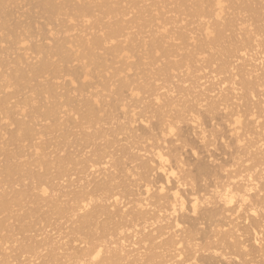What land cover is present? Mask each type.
Listing matches in <instances>:
<instances>
[{
	"label": "rangeland",
	"instance_id": "1",
	"mask_svg": "<svg viewBox=\"0 0 264 264\" xmlns=\"http://www.w3.org/2000/svg\"><path fill=\"white\" fill-rule=\"evenodd\" d=\"M37 1V2H36ZM39 1H41V0H29V2H28V0H16V5H10L9 6V8H8V11H11V10H15V15L17 14V16L16 17H14V19L15 18H19L18 19V21L16 22V23H18L19 22V25L17 24V31H18V33H19V39L20 38H22L23 39V41L24 40H27V42L26 41H24V42H26V46L22 43V45L20 44H12L11 45V43H12V41L14 40V38L13 37H8V38H13V40L10 42L9 41V39L7 38V36H8V34H7V32H4V30H1V28H0V33H1V35H0V41H3V42H1V45H0V75H1V77H0V98H3V97H6L7 95V97H9V98H12L13 97V100L12 99H10V105L14 108V111L15 112H20L19 110H21V106H22V110H23V107H25L24 105V101L23 100H27L28 98H29V105H27V103H26V106L27 107H25L24 109H26V113L25 114H28L30 117H31V120H33L32 118V113L30 112L32 109H34V107H37V104H38V108L41 106L42 107V111L45 109V108H43L44 107V104H46V102H48L47 104H48V106L50 107V104H51V106H52V103H57V102H59L60 104H61V106H63L64 107V109L62 108V110L60 109L59 111H62V112H65V114L64 113H62L63 114V117L66 119H64L63 118V120H64V122L65 123H67V122H69L70 124H72V125H70L69 123H67V125H65L64 123L62 124V127L60 126H55L56 128H49V130L47 129V125H51V124H53L54 122L52 121V119L51 120H49V121H46V122H48L47 124H45L46 126H44V125H41V123H39L38 122V120L36 121V120H34L35 122H33V121H31V122H33L32 124H38L35 128H36V130H38V129H40L39 127H41V126H44L42 129H40L41 131H39L41 134H43L44 136H46V135H48V136H46V137H44L43 135H41L42 136V139H41V137H39V136H36L37 138L39 137L40 139H37V138H35V142L34 143H32V142H30V141H26V143L25 142H23L22 144V146L25 148L26 146H27V148L29 147V146H32V144H37V143H40L39 145H41V150H43V151H38V152H40L39 154H41V156H38V160L40 159V158H42L43 157V155L44 154H42V153H45L46 155H44V157H50L49 159L50 160H54L55 162H59L58 160H60L61 159V161H63L62 159H64V161H63V164H65L64 162H65V158H69V163H71L70 165L72 166V167H70V165H67V164H65V165H67V166H65V165H63V166H65V168H63L62 170H60V169H57V165H53V164H57V163H55L54 161H51L53 164V167L55 168H50V172H49V169H48V171H46V172H44L45 170H46V168L44 169V164H43V166H41L43 169H44V171H42L43 169L42 168H40L39 169V167L40 166H38V167H36V165H35V167L33 166L34 164H33V162H32V164L30 163V165H32V167L31 166H29L28 165V161L29 162H31L32 160L33 161H37V157H36V159H35V156L32 154V148H28V149H26L25 150V152H26V155H24V149H23V147L22 146H20L21 144V142L19 143V142H15V143H11L10 141V139H8L10 136H8V135H10V134H14V133H16V131H14V130H16L17 129V127H15L14 125H12V128L9 126L8 127V125H6V127H5V124L7 123V120H3L4 118H3V116L2 115H0V118H1V120H0V132L1 131H3V132H1L2 134H6V136L5 137H1L2 135H1V133H0V137L1 138H3V139H0L1 141V146H3L4 145V147H3V149H4V153L3 152H1V151H3L2 149H1V151H0V154H3V155H0V170L2 169V168H4L3 166H5V164L7 163V159H11L10 157L11 156H9V155H14V153H16V150L18 151V148L19 147H22V148H19V149H21V150H19V152L18 153H20V151H22L23 152V154L21 153V156H18V153H16L15 154V156H17V158H15L14 156V158L15 159H18V158H20V157H23V158H20V159H24V157L26 156V157H28L29 155V157H30V159H28V158H26L25 160H22V161H19V164H23L24 163V161H26L25 163H27L26 165H28L27 166V168H28V170H31V169H33L35 172H36V175H40L39 173H41V175L42 176H44V177H42V181L40 180V182H43V178H44V180L45 179H50V180H52V185H51V182L50 183H48V185H45V186H47V188H48V186H49V189L52 187V189L53 190H49V194L51 195L52 194V192H54V194H52L53 196L55 195V192L56 191H59V193H60V196H59V194L57 195V193L58 192H56V199L55 198H53L54 200L53 201H57L58 200V202H60L61 200V203L63 204H61V207H60V205H58L61 209H63L64 207V209L65 210H68V208H70L71 207V199L70 200H68L69 199V197L71 198L72 197V195H73V193L72 194H70V196L68 197L67 195H65V194H68V192H70V191H68V189L67 188H69V190L71 189V192L73 191L74 192V189H77L76 187H78V186H80V184L82 183V184H84L85 182L84 181H86L87 179H85L84 177L86 176V175H89L90 174V170H88V168H87V166H88V164H87V162L89 161V159L91 158L90 157V155H92L93 153V151L95 152L94 153V155L96 154L97 155V153H96V150L97 151H99V149H101L102 151H103V149L105 148V150H107V152L106 153H108V151H110L109 153H110V155L112 156L113 154V156L111 157V156H109V153H108V156L110 157V158H112V160H114V161H112L111 162V160H110V164L112 163L113 165H114V163L113 162H115V167H117V169L115 168L114 170L115 171H110V172H112V173H115V174H113L112 175V177L114 176L115 177V179H116V181H114L115 179H113V181L115 182V184H116V186H115V184L112 182V180H111V185L114 187V188H118V189H114V192L110 189V191H108V190H105V191H98V192H100L101 193V195H103V194H106V195H104V201H105V199L107 200V194L108 193H106L107 191L108 192H110L109 194H110V196H112V194L114 193V194H116V193H118V194H116V195H119V194H122V195H119V197H123V194H124V198L123 199H121L120 198V200H123V201H125V203H124V205H125V207L126 206H129V207H131L132 206V204H133V202L134 201H131L132 199H133V196H134V192L136 191L137 192V194H135V195H141V194H138L139 192L140 193H142V183L145 181V180H147L148 181V179H149V181H151L152 180V178H154V181L153 182H155L156 180H158L156 177H157V174L155 173V175L153 174V173H151V174H148V172L146 173L145 171H143V170H141L139 167H140V164H141V162H143V161H148V159L147 158H149L150 156H151V158H149L150 160L151 159H153L152 158V155H150L149 153H151V152H153V148H157L158 147V150L160 149V150H163V152L165 153V154H167L168 152V158L170 159V161L169 162H171V160H173L172 162L173 163H176L177 164V162H176V160H179V158H180V160L179 161H181L180 162V164H179V162H178V164L180 165V170L179 171H181V169H182V171L181 172H179L178 171V173L179 174H183V172L185 173V174H183V175H181V178L182 177H184V175H185V177H184V181L186 180V182H184L183 181V179H181L185 184H184V188H183V186H181L180 187V190H182L180 193H181V195L183 196L184 194V196H186V197H184L185 198V200L189 203V201H190V198L192 199V196L191 195H193V194H195V195H197L199 192H200V190L201 191H203V192H205V193H203V192H201V193H199V195H201L200 197H202V195L204 196L206 193V195H208V190H211V191H213L212 190V188H214V187H221L222 186V184L224 183H226L225 181L227 180V176L228 175H230L229 173L228 174H226L227 172H230V171H232L233 169L235 170V168H230L231 170L229 171H226L227 169H229V166H233L234 164H236L235 166H237V169L238 170H240V171H244V174L245 173H247L246 171L247 170H249V171H251L252 169H254L253 167L255 166V163H257L256 161L258 160V156H252V157H254V159L257 157V160L256 161H254V159H251V153L253 154V153H257V152H254L253 150L254 149H252V150H250V148H249V153H250V156H247V154H245L244 155V151H243V153L241 154V152H242V150H245L246 151V149H241V148H239V146H240V144H243L244 142H245V140H246V142L243 144V146L244 147H246V148H248L250 145L252 146L253 144H254V141L255 142H257V141H263L264 142V128H262V127H264V68H263V70L260 68L259 70H262V71H258V73H259V75H260V73L262 74V75H260V76H257V73L255 74L256 75V77H259V78H254L253 76H254V74L252 75V77H249V80H246V78H247V75H244V79H242V75L243 74H246V72L245 71H243L244 73L243 74H241V70L240 69H242V66H241V68L238 66L240 63H243L244 64V62H240L239 61V64L237 63L236 65L234 64V62H235V59H234V62H233V58L235 57V56H238L237 54H240V53H236L237 51H235L234 50V48L236 49L237 47H239L240 46V44L242 45V42H243V39H245L247 36H249V37H251L250 39H249V37H247L246 39H245V41L247 40H250L251 41V39H253L254 37V33H255V35H256V33H257V36L259 35L258 34V32H260V34H261V36L259 35L257 38H254L255 40V42H254V44H255V46L256 45H258L259 44V46L258 47H260V48H258L259 50H258V52H260L261 50H263L264 49V0H225V4H223V5H226V6H224V8H226V10H225V14H223V18L225 19L224 21H222L221 23H224V25H225V23H228V21H229V23H232V24H227V26L226 27H228L229 26V28L227 29H225L224 28V25L223 24H221L223 27H220V25H216V26H219V27H217L216 29L217 30H215V31H220L221 30V32L222 31H224V34H226V35H224L223 33H221V40L222 39H224V41L222 40H220V42L218 43H215L216 42V40H217V38L216 39H214L213 38V41H214V44H212V45H210V46H205L204 47V49L202 50V49H200L198 46H199V42H198V40L199 39H202L201 37L202 36H200V35H198V33H201V28L199 27V24H198V19L197 18H195V17H192L193 15H191L192 14V10L195 8V6L197 5V3H201V1L202 2H206L207 0H198V1H196V0H146V1H144V0H137V1H141V2H139L137 5H131V1L130 0H99L100 1V3H106L107 1H108V3H110V4H112V7L114 6H116V5H118V4H116V3H120L119 5H118V7L117 8H120L121 6H123V7H121V8H123L122 10L123 11H125V12H128L129 14L126 16L127 18H122V19H124V20H126V21H128V23L125 25V23L126 22H124V25L125 26H127V27H131V28H133V29H129V33H128V31H125V32H127L128 34H127V39H119V41H120V44H122V47H126V50H125V52L123 53L124 54V60H122V58H123V54H122V57H119V58H116L115 56H103L102 54H103V52L104 51H100L99 52V50L96 52V51H94V52H96L95 54H97V56H98V54L99 55H102L101 57L103 58H106L107 59V62H102V63H105V64H103V66L101 65V66H99L100 64H96L95 62H91L90 60L88 61L87 59L86 60H83V61H80L79 60V63H77L76 61L75 62H73V64H72V67H75V66H77L76 68H78V67H81V63L80 62H82V63H84V65H85V68L87 67V69H85V70H83V72H82V69L81 70H79L80 72H79V74L82 72V73H86L87 72V76H86V78L85 79H81V80H77V81H79V82H77V83H75L74 84V86H71V85H68L69 83H68V81L70 80V78L69 77H61V78H59V80H53L54 78H53V75L51 74H46L44 77H43V79H42V77L40 78V80L39 79H32V81H31V83L29 82H26V84H25V82H23V81H19V83L17 82V85H16V77H18V75H19V73H17V65H16V63H15V61H16V59L15 58H17V56H18V58H19V55H21L22 56V53H25L24 52V50L27 52L25 55H27L28 53H29V55L28 56H31V57H29L30 58V62H32V63H34V65H35V63H36V65L35 66H37V61L36 60H38V59H35V56L36 57H38L39 59L41 58V57H43L44 55H40V54H38V56L37 55H35L36 54V52H34V49L33 48H35L34 46H35V44L36 45H39V46H44L45 45V43L47 44V45H51V46H54L53 44H52V42H54L55 41V39L57 40V41H55V43L56 42H63V39L64 40H66V41H69L68 40V38L66 37V39L65 38H63L64 37V35L63 34H61L62 33V31L63 30H65L66 28V30H72L73 29V31L72 32H69V34H68V37L70 36L71 38H70V40L72 39V41L73 40H76L77 38L80 40V38L83 36V35H85V34H90L89 36H87L88 37V39H92L93 38V36L95 37L96 35L97 36H99L101 33H99L97 30H99V28L97 29L96 28V26L98 25V24H95V21H100V22H102L104 25H108L109 23L110 24H113V23H115V22H117L118 20H121V18H119L118 16H115V15H109L108 17L109 18H103L104 16H105V14L106 13H104L101 9V11H102V13H101V11L99 10V8L98 7H95V5H96V2H98L99 3V1H95V4H94V7H93V5H91L92 6V8H90V10H92L91 12L93 13L91 16L93 17H91V19L89 20L90 22L89 23H91L92 25H93V27H95L96 29H92V31H89V30H86L87 28V26L89 27V25H85L84 23H81L83 20L82 19H79V18H77V17H74L73 16V12L72 13H70L71 12V7H69V6H67L62 0L61 1H58L59 3H61L62 4V2H63V4L64 5H66V7L65 8H63L64 6L62 5V9H63V11H61V15L60 16H58V17H56V18H54V19H50L51 20V22L48 20L47 21V18L45 17V16H47V15H43V16H41L42 14L41 13H39L40 11H38V7H37V3L39 2ZM116 1V2H115ZM118 1V2H117ZM143 1V2H142ZM194 1H196V3L194 2ZM210 0H208L207 2H209ZM36 2V3H35ZM75 2H76V4H75ZM78 2V3H77ZM81 2H84V4H85V1L84 0H82V1H72V4L75 6H77V4H81L82 5V3ZM87 2V1H86ZM122 2V3H121ZM124 2V3H123ZM129 2H130V4H129ZM147 2V3H146ZM186 2V3H185ZM31 3V4H30ZM122 4V5H121ZM148 4V5H147ZM31 5H32V7H31ZM206 4L204 3V6H205ZM75 6V7H76ZM90 6V7H91ZM129 6L130 7H134V9H130L129 8ZM161 6V7H160ZM35 7V8H34ZM67 7H68V9H67ZM163 7V8H162ZM206 7H207V5H206ZM33 8V9H32ZM96 8V9H95ZM120 8V9H121ZM128 8V9H127ZM193 8V9H192ZM30 9V10H29ZM95 9V10H94ZM31 10H33L34 11V13L32 14V12L33 11H31ZM64 10H66V11H64ZM96 12V13H94V11ZM132 10V11H131ZM19 11V12H18ZM28 11V12H27ZM29 11H30V13H29ZM37 11V12H36ZM138 11V12H137ZM144 11V12H143ZM146 11V12H145ZM160 11V12H159ZM172 11V12H171ZM99 12L101 13V14H99ZM131 12V13H130ZM143 12V13H142ZM159 12V13H158ZM165 12H167V14L165 13ZM171 12V13H170ZM37 13V14H36ZM39 13V14H38ZM67 13H69V14H67ZM142 13V14H141ZM166 14V15H165ZM263 14V15H262ZM35 15V16H34ZM68 15V16H67ZM96 15V16H95ZM103 15V16H102ZM224 15H225V17H224ZM29 16H30V18H29ZM40 16V17H39ZM64 16V17H63ZM113 16H115V17H113ZM136 16V17H135ZM153 16H155V17H153ZM157 16V17H156ZM45 17V18H44ZM69 17H72L74 20L73 21H69ZM112 19H111V18ZM160 17V18H159ZM164 17V18H163ZM165 17H166V19H165ZM172 17H174V18H172ZM32 18H34L35 19V21H34V19H32ZM57 18H59V20L57 19ZM116 18V19H115ZM134 18V19H133ZM140 18V19H139ZM12 19L14 22H15V20H17V19ZM32 19V20H31ZM37 19V20H36ZM65 19V20H64ZM68 19V20H67ZM130 19V20H129ZM137 19H138V21H137ZM155 19V20H154ZM164 19H165V21H164ZM168 19V20H167ZM175 19V20H174ZM181 21H179V20ZM213 19V18H212ZM212 19H210V23L211 24H213V23H216V22H214V20H212ZM39 20V21H38ZM102 20V21H101ZM134 20V21H133ZM157 20V21H156ZM159 20V21H158ZM163 20V21H162ZM172 20V21H171ZM174 20V21H173ZM178 22H177V21ZM248 20V21H247ZM260 20V21H259ZM10 22L11 24L12 23H14V22ZM64 21V22H63ZM66 21V22H65ZM93 21V22H92ZM195 21H197V22H195ZM226 21V22H225ZM234 21V22H233ZM237 21V22H236ZM261 21H263V22H261ZM28 22V23H27ZM48 22V23H47ZM77 22V23H76ZM135 22V23H134ZM159 22V23H158ZM163 22V23H162ZM171 22V23H170ZM176 22V23H175ZM191 22V23H190ZM213 22V23H212ZM240 22H243V25H244V23H245V27L242 25V24H240ZM251 22V23H250ZM38 23V24H37ZM43 23V24H42ZM50 23V24H49ZM61 23V24H60ZM80 23V24H79ZM99 23V22H98ZM130 23H131V26H130ZM133 23V24H132ZM151 23V24H150ZM157 23V24H156ZM174 23V24H173ZM195 23V24H194ZM248 23V24H247ZM37 24V25H36ZM41 24V25H40ZM47 24V25H46ZM60 24V25H59ZM64 24H65V26H64ZM66 24H68V25H66ZM74 24V25H73ZM100 24V23H99ZM102 24V25H103ZM147 24V25H146ZM237 24V25H236ZM253 26H252V25ZM29 25V26H28ZM33 25V26H32ZM34 25H36V26H34ZM59 25V26H58ZM82 25V26H81ZM92 25H90V26H92ZM164 25H166L165 26V28L167 29V35H168V33H169V37H173V38H177V40H170L169 38H168V40L167 39H164V38H166L165 36H167L166 35V33L165 34H162L164 31H163V26ZM171 25H172V27H171ZM176 25V26H175ZM190 25V26H189ZM196 25V26H195ZM214 25V24H213ZM240 25V26H239ZM263 25V26H262ZM20 26V27H19ZM64 26V27H63ZM72 26V27H71ZM86 26V27H85ZM99 26V25H98ZM146 26V27H145ZM149 26V27H148ZM156 26H157V28H156ZM239 27V29H236L235 27ZM249 26V27H248ZM258 26V27H257ZM34 27V28H33ZM51 27H52V29H51ZM159 27V28H158ZM170 27V28H169ZM174 27V28H173ZM176 27V28H175ZM197 27V28H196ZM237 27V28H238ZM240 27H241V30H240ZM256 27V28H255ZM260 27H262V28H260ZM27 28V29H26ZM48 28V29H47ZM65 28V29H64ZM80 28V29H79ZM101 28V27H100ZM160 28H162V30L160 29ZM173 28V29H172ZM198 28H199V32H198ZM219 28H224L223 30L222 29H219ZM41 29H43V30H41ZM54 29V30H53ZM82 29V30H81ZM148 29H149V31H148ZM156 31V32H158L157 34H156V32L154 31V30ZM158 29H160V30H158ZM168 29H170V30H168ZM194 29L197 31L196 33H195V31H194ZM214 29H215V25H214ZM247 29V30H246ZM261 29V30H260ZM32 30V31H31ZM35 30V31H34ZM80 30V31H79ZM174 30V31H173ZM227 30H229V31H227ZM235 31V33L234 32H232V31ZM257 30H260V31H257ZM39 33H38V32ZM43 31V32H42ZM47 31V32H46ZM81 32L82 31V33L84 32L85 34H83L82 36H81V34L79 33V32ZM88 33H87V32ZM105 31V30H104ZM134 33H133V32ZM138 31H140V32H138ZM143 31V32H142ZM147 33H146V32ZM244 31V32H243ZM248 31L251 33V34H253V36H250L251 34L250 33H248ZM257 31V32H256ZM60 32V33H59ZM78 32V33H77ZM136 32H138V33H136ZM149 32V33H148ZM152 32H154L153 33V36H152ZM159 32H162V33H160L159 34ZM187 32V33H186ZM189 32L191 33V32H193V34L192 35H195V36H192V37H195V39L197 40L196 41V44H192V43H190L188 40L187 41H185V42H183L182 40H180V39H178L179 38V36L181 35V34H188L189 35ZM228 32V33H227ZM230 32V33H229ZM263 32V33H262ZM32 33V34H31ZM35 33H36V35L38 36H36L35 35ZM57 33V34H56ZM141 33V34H140ZM215 33V32H214ZM31 34V35H30ZM54 34V35H53ZM79 34V35H78ZM96 34V35H95ZM140 34V35H139ZM148 34V35H147ZM150 34V35H149ZM237 34V35H236ZM244 34H245V36H244ZM247 34V35H246ZM40 35V36H39ZM58 36V38H57V36ZM135 35H136V37H135ZM155 35V36H154ZM161 35V36H160ZM162 35H164V36H162ZM171 35V36H170ZM198 35V36H197ZM241 35V36H240ZM263 35V36H262ZM2 36V37H1ZM42 36V37H41ZM67 36V35H66ZM75 36H77V37H75ZM92 36V37H91ZM149 36V37H148ZM157 36V37H156ZM189 36H191V35H189ZM200 36V37H199ZM232 36V38H230ZM60 37V38H59ZM63 39H62V38ZM80 37V38H79ZM84 37V36H83ZM86 37V38H87ZM131 37H132V39H131ZM155 37H156V39H158V37H159V39H160V42H163L164 44H163V46L165 47L164 49H167V50H169V54L170 55H172V57H168V56H166V55H163V52H161V51H159V50H155V49H153L152 48V38H154L155 39ZM214 37V36H213ZM223 37V38H222ZM234 37H235V39H234ZM259 37H263V38H259ZM8 39V41H6L7 39ZM35 38V39H34ZM76 38V39H75ZM126 38V37H125ZM143 38V39H142ZM146 38V39H145ZM149 38V39H148ZM163 38V39H162ZM10 39V40H11ZM38 39H39V41H38ZM54 39V40H53ZM58 39H61V41L59 40L58 41ZM90 39V40H91ZM129 39V40H128ZM131 39V40H130ZM219 39V38H218ZM226 39V40H225ZM239 39V40H238ZM260 39H262V40H260ZM122 40H124V41H122ZM128 40V41H127ZM134 40V41H133ZM144 40V42H145V40H147L146 41V46H145V50L147 51L146 53L144 52L145 50L144 49H142L143 48V46L141 47V43L142 42H139V41H143ZM37 41H38V43H37ZM132 43H131V42ZM218 41V40H217ZM226 41V42H225ZM232 41H233V43H232ZM239 41H241V43L239 42ZM247 41H246V43H247ZM249 41V42H250ZM9 42V43H8ZM34 42V43H33ZM76 42H79V41H77L76 40ZM124 44H123V43ZM128 42V43H127ZM221 42H222V44H221ZM223 42H225V43H223ZM231 42V43H230ZM236 42V44H234ZM238 42V43H237ZM252 42V41H251ZM80 43V42H79ZM79 43L76 45L75 44V42H71V44H70V46H74V44L76 45V48L75 47H73L74 49H76V50H79L80 51V53H81V48H79V47H77L78 45H79ZM115 43V42H114ZM137 43V44H136ZM138 43H139V45H138ZM147 43H149V44H147ZM230 43V44H229ZM244 44H246L245 42H243ZM7 44V45H6ZM8 44H9V46H8ZM42 44V45H41ZM216 44V45H215ZM232 44V45H231ZM243 44V45H244ZM248 44H250V43H248ZM253 44V45H254ZM150 46V47H148V46ZM227 45H229V47L227 46ZM234 45V46H233ZM6 46V47H5ZM13 46V47H12ZM16 48H15V47ZM29 46V47H28ZM38 46V47H39ZM46 46V45H45ZM68 46V45H67ZM130 46H132V47H130ZM136 46V47H135ZM140 46V47H139ZM225 46V47H224ZM230 46H232V47H230ZM249 46H251V47H253L252 46V44L251 45H249ZM19 47V48H18ZM28 48V49H22V48ZM37 47V46H36ZM37 47V48H38ZM50 47V46H49ZM71 47V48H72ZM177 47V48H176ZM6 48V49H5ZM21 48V49H20ZM36 48V50L35 51H38V49ZM147 48H149V49H147ZM174 48V49H173ZM222 50H221V49ZM228 48H231L230 50L228 49ZM240 48V47H239ZM16 49V50H15ZM31 49H33V51L31 50ZM140 49V50H139ZM173 49V50H172ZM190 49V50H189ZM196 49V50H195ZM250 49V48H249ZM253 49H254V47H253ZM21 50V51H20ZM172 50V51H171ZM194 50V51H193ZM216 50H217V54L215 53L216 52ZM232 50H234V53H230V51L232 52ZM237 50V49H236ZM16 51H17V53H16ZM19 51V52H18ZM140 51V52H139ZM196 51L198 52V53H202L200 56H195L194 58H193V60L192 61H190V59H189V61L188 60H186V61H188V65H186L187 63H185V62H183L182 60H184L185 61V59L187 58L186 56H188V53L189 52H191L192 54H195L196 55ZM219 51V52H218ZM227 51V52H226ZM229 51V52H228ZM15 52V53H14ZM34 52V53H33ZM143 52H144V54H143ZM262 52V51H261ZM263 52H264V50H263ZM6 53V54H5ZM8 53V54H7ZM138 53V54H137ZM162 53V54H161ZM183 53V54H182ZM187 53V54H186ZM219 53V54H218ZM221 53V54H220ZM224 53V54H223ZM236 53V54H235ZM126 54V55H125ZM179 54H181V55H179ZM191 54V55H192ZM81 56H82V54H80ZM143 55V56H142ZM161 55H163V56H161ZM173 55L175 56L176 55V57H174L173 58ZM225 55V56H224ZM228 55V56H227ZM230 55V56H229ZM232 55V56H231ZM3 56V57H2ZM9 56V57H8ZM11 56V57H10ZM20 56V57H21ZM27 56V57H28ZM126 56V57H125ZM128 56H129V59H128ZM132 56H134V57H132ZM140 56V57H139ZM160 56H161V58H160ZM234 56V57H233ZM33 57V58H32ZM115 57V58H114ZM131 57V58H130ZM149 57V58H148ZM164 57H166L165 59H164ZM186 57V58H185ZM217 57V58H216ZM224 57V58H223ZM225 57H228V58H225ZM138 58V59H137ZM184 58V59H183ZM236 58V57H235ZM238 58V57H237ZM11 59V60H10ZM127 59V60H126ZM200 59V60H199ZM202 59V60H201ZM217 59V60H216ZM221 59L223 60V61H221ZM232 59V60H231ZM5 60V61H4ZM55 60H57L58 61V59H55V57L54 58H52V61L53 62H55ZM137 60V61H136ZM161 62H160V61ZM168 60H170V61H168ZM172 60V61H171ZM177 60H178V62H177ZM220 60V61H219ZM9 61H10V63H9ZM35 61V62H34ZM39 61V60H38ZM56 61V62H57ZM88 63H87V62ZM117 61V62H116ZM140 61V62H139ZM143 61V62H142ZM173 61L174 62H177V64L180 66V63L182 64L181 65V67L180 68H182V69H180V70H177V71H169V70H167V71H169V73H166L167 71H165L166 69H165V67L167 68H169L171 65H174V63H173ZM196 63H195V62ZM217 61V62H216ZM232 61V62H231ZM101 62V61H100ZM142 62V63H141ZM199 62H200V64H199ZM203 64H202V63ZM221 62V63H220ZM101 63V64H102ZM133 63H134V65H133ZM140 63V64H139ZM153 63V64H152ZM157 63V64H156ZM165 63V64H164ZM168 63V64H167ZM170 63H171V65H170ZM173 63V64H172ZM198 63V64H197ZM224 63H231V66L232 65H234V69H235V66H238V68H240V69H238V70H240V72L237 70V67H236V73H238V74H236L235 73V70H233L232 71V73L230 74V72H226L224 69H225V66L227 65V64H224ZM233 63V64H232ZM5 64V65H4ZM76 64V65H75ZM79 64H81V65H79ZM86 64H88V65H86ZM91 64V65H90ZM136 64V65H135ZM138 64V65H137ZM228 64V65H229ZM12 65V66H11ZM157 65V66H156ZM170 65V66H169ZM200 65V67H198V66ZM224 65V69L222 70V66ZM228 65H227V67H228ZM264 65V64H263ZM70 66V65H69ZM89 66V67H88ZM159 66H161V67H159ZM178 66V67H179ZM183 66V67H182ZM185 66V67H184ZM218 66V67H217ZM221 66V67H220ZM7 67V68H6ZM14 67V68H13ZM127 67H129L130 69L128 70V68ZM153 67V68H152ZM174 67V66H173ZM175 67H177V66H175ZM177 67V68H178ZM195 69H194V68ZM264 67V66H263ZM27 68V67H26ZM25 68V69H26ZM127 68V69H126ZM140 68V69H139ZM176 68V69H177ZM185 68V69H184ZM190 68V69H189ZM192 68H193V70H192ZM200 70H199V69ZM14 69V70H13ZM70 69H75V68H71V66H70ZM117 69H119V71L121 72V75L120 76H118L117 75V77H116V75H115V72H117L116 70ZM126 69V70H125ZM132 69V70H131ZM137 69V70H136ZM144 69V70H143ZM154 69V70H153ZM12 70V71H11ZM136 72H135V71ZM184 72H183V71ZM227 70V69H226ZM243 70V69H242ZM6 71V72H5ZM15 71V72H14ZM125 71V72H124ZM150 71V72H149ZM193 71V72H192ZM200 71V72H199ZM3 72H4V74H3ZM110 74H109V73ZM153 72V73H152ZM178 72V73H177ZM187 72V73H186ZM192 72V73H191ZM196 72V73H195ZM197 72H198V74H197ZM8 73V74H7ZM84 73V74H85ZM108 73V74H107ZM137 73V74H136ZM152 73V74H151ZM204 73V74H203ZM212 73V74H211ZM218 74V73H222L221 75L222 76H219L218 78V82H219V80H220V82H222V80L224 79H226V80H228V78L230 77L231 78V75L233 74V73H235V76H236V78L234 79V82H236L235 84L236 85H238L237 86V89H239L238 91L239 92H237V95L235 96V97H237L236 99H234L233 98V100L235 101H233V103L231 104L232 106H231V108H228V111H223L222 110V108L223 107H221L220 108V106L218 105V107L216 106L217 104H219V102H217V104L216 105H214V104H212V103H210V104H212V105H214L215 107H217L216 108V110L217 111H215L214 113H213V111H211L209 108H207V109H204V107H202L203 109H201V108H199L198 106L199 105H197V101H196V99L193 97V95L191 96L190 95V90L189 89H191L192 87V84H194V86H196L199 82H198V79L196 78L197 76H198V78H201V79H203V81H204V78L206 77V78H211L212 76H215L216 74ZM10 74V75H9ZM140 74V75H139ZM169 74V75H168ZM179 76H178V75ZM185 74H186V76H185ZM189 74V75H188ZM196 76H195V75ZM123 75H125V76H123ZM130 75H132V77L130 76ZM139 75V76H138ZM166 75H168V76H166ZM175 75V76H174ZM200 75H201V77H200ZM205 75V76H204ZM219 75V74H218ZM217 75V76H218ZM223 75H224V77H223ZM226 75H228L227 77H226ZM4 76V77H3ZM15 76V77H14ZM52 76V77H51ZM61 76H63V74H61ZM122 76V77H121ZM135 76V77H134ZM137 76V77H136ZM171 76H174V77H172L171 78ZM180 76L182 77L181 79H180ZM184 76V77H183ZM187 76H189V77H187ZM209 76V77H208ZM245 76H246V78H245ZM47 77V78H46ZM106 77V79L104 80V78ZM111 78V79H109V78ZM118 77H121V80L123 79H127V83H128V85H130V88H128V89H131V88H133V89H135L134 90V95H133V97H131L130 96V94L128 95V93L130 92H127V88H125V89H123L124 90V92H123V90H121V92L123 93V95H122V97H124V99L125 98H127L128 100H126V102L125 103H127V107L128 108H131L132 110H134V112L136 113V114H138L136 117H140L141 119H143V120H145V122L148 120V122H147V127H150L151 128V130H150V128H149V131H147V129L145 128V126H143V128L141 127L142 125H141V123L140 122H138V123H140V124H137V122H136V124H134V128L136 129V127H137V129L139 130H137V131H135V129H133V126L131 127V129H133L134 131V133L135 132H138L136 135L138 136H140V137H132V136H136L133 132V135H132V133H131V129L129 130V132L131 133V134H129V133H127V132H122L121 133V129L120 130H118L119 129V120L118 119H122V117H120L121 116V111H119V110H116L115 108H117V107H113V106H115V105H117V103L119 104V102H118V100H120L121 99V97H120V95H121V92H119V97H120V99H118L117 100V96H118V94H116L118 91H120L118 88H117V86H119L118 84L120 83V82H118L119 81V79L120 78H118ZM125 77V78H124ZM129 77L130 78H132V79H129ZM6 78H7V80H6ZM12 78V79H11ZM53 78V79H52ZM108 78V79H107ZM135 78H137V79H135ZM154 78V79H153ZM177 78V79H176ZM191 78V79H190ZM222 78V79H221ZM242 79V82H241V79ZM252 78H253V80H252ZM49 81H48V80ZM134 79V82H132V80ZM140 79V80H139ZM179 79V80H178ZM259 79H261V80H259ZM14 80V81H13ZM39 80V81H38ZM47 80V81H46ZM50 80H51V83H53V84H55L57 87H56V90H57V92L56 93H58V95L56 96V98L59 96V98H61V99H59V98H57V99H55L54 97H52V95L51 96H49V97H52V98H54L53 100H51L52 98H45L46 96H44L43 94H45V93H43V94H41L40 95V93H42V92H40V89H44L46 86L45 85H48L47 83H49L50 84ZM53 80V81H52ZM63 80V81H62ZM65 80L67 81V82H65ZM108 80H110V81H108V82H111L110 84H109V86H108V84L107 85H105V82H107ZM120 80V81H121ZM153 80H155V81H153ZM159 80V81H158ZM182 80V82H179V81H181ZM185 80V81H184ZM188 80V81H187ZM192 80V81H191ZM225 80V81H226ZM256 80V81H255ZM259 80V81H258ZM42 81V82H41ZM101 81H102V83H101ZM114 81V82H113ZM116 81V82H115ZM131 81V82H130ZM178 81V82H177ZM190 81V82H189ZM196 81H197V83H196ZM210 81V80H209ZM243 81H244V83H243ZM246 81V82H245ZM254 81V82H253ZM258 81V82H257ZM86 83L85 85H86V88H87V90H86V92H84V93H82V94H80V96L82 95L83 96V98L82 97H79V95H78V92L79 91H75V88L77 89L79 86V84H81V83ZM155 82V83H154ZM164 82V83H163ZM186 82V83H185ZM192 82V83H191ZM210 82H212V81H210ZM227 82V81H226ZM228 82H230V79L228 80ZM249 82H250V84H249ZM253 82V83H252ZM8 84V86L10 85V86H12L11 88H9V89H7L8 88V86H7V88L6 87H4V86H6L7 84ZM21 83V84H20ZM43 83V84H42ZM68 83V84H67ZM79 83V84H78ZM130 83V84H129ZM179 85H178V84ZM189 83V84H188ZM246 83H248L247 85H246ZM258 83V84H257ZM14 84V85H13ZM36 85V87H37V84H40V85H43V86H41V88H39V93H38V87L37 88H35V85ZM63 84V85H62ZM99 84V85H98ZM102 84V85H101ZM104 84V85H103ZM147 84V85H146ZM157 86L158 88H160L161 86L163 87L164 86V91L165 92H167L166 90H169L170 89V87H172L171 88V90H173L174 88H178V90H176L177 92L176 93H174V94H179V95H181V93L182 94H184V93H186L187 91L186 90H189L188 92H189V97H188V99L190 98V100H193V101H190V102H188V100L186 101V99H187V93L186 94H184V96H185V100L183 99V97H182V99H177V97H180V96H176L175 98H174V94H173V98L172 99H175V100H173V101H175L176 103H174L173 104V106H171L172 108H171V111L170 112H168L167 110L168 109H166V108H162L163 109V111L161 112V114H167V115H165V117L163 116L162 117V115L160 116V113H159V115H158V113H157V111H156V116L158 117V116H160L159 118H157L156 116H155V112H153L154 110H155V108L156 107H154L155 105H154V103L152 104L151 102V97H150V95H151V93H153L151 90H153V89H155L156 87L154 86ZM163 84V85H162ZM212 84V83H211ZM211 84H208L209 86H207V88H212V85ZM252 84H254V85H252ZM65 85V86H64ZM67 85V86H66ZM112 85V86H111ZM114 85V86H113ZM117 85V86H116ZM153 85V87H151ZM169 85V86H168ZM173 85V86H172ZM176 85H177V87H176ZM187 85V86H186ZM189 85V86H188ZM250 85V86H249ZM252 85V86H251ZM9 86V87H10ZM34 86V87H33ZM98 86H100V87H98ZM103 86V87H102ZM105 86V87H104ZM106 86H108V87H110V89L108 88V87H106ZM116 86V87H115ZM147 86V87H146ZM166 86V87H165ZM181 88H180V87ZM229 86H231V83L229 84L228 83V85L226 86V84H225V87H228L229 88ZM14 87V88H13ZM44 87V88H43ZM75 87V88H74ZM102 87V88H101ZM129 87V86H128ZM135 87V88H134ZM146 87V88H145ZM150 87V88H149ZM168 87V88H167ZM174 87V88H173ZM183 87H184V89H183ZM187 87V89H185ZM191 87V88H190ZM34 88V89H33ZM57 88H59V89H57ZM62 88V89H61ZM64 88H65V90H64ZM68 90H67V89ZM73 88V89H72ZM136 88H138V91H137V89ZM149 88V89H148ZM189 88V89H188ZM7 89V90H6ZM36 89H37V91H36ZM104 89V90H103ZM113 89V90H112ZM127 89V90H126ZM157 89V88H156ZM227 89V88H226ZM225 89V90H226ZM230 89V88H229ZM32 90V91H31ZM106 90V91H105ZM110 90V91H109ZM112 90V91H111ZM115 90V91H114ZM126 90V91H125ZM145 90V91H144ZM225 90H224V93H225ZM6 91V92H5ZM70 91V94H68V92ZM72 91V92H71ZM103 91H105V92H103ZM144 91V92H143ZM154 91V90H153ZM183 91V92H182ZM227 92L228 91H230V90H226ZM20 92V93H19ZM26 92V93H25ZM91 92V93H90ZM98 92H100V93H98ZM102 92V93H101ZM106 92H107V94H106ZM108 92H109V94H108ZM111 92V93H110ZM140 92V93H139ZM173 92H174V90H173ZM231 92V91H230ZM230 92H228V93H230ZM252 92V93H251ZM13 93V94H12ZM77 93V94H76ZM86 93H87V96L88 95H96L97 97H99V94H100V99H99V103H100V105H97V110L99 111L100 110V112H97L96 113V115L94 116V117H96L95 119H93L92 118V121H95V120H98V121H95V122H93V123H87L86 121L87 120H85L84 121V117H86V116H84V115H86V108H82V107H84V105H83V101H84V96H86ZM97 93V94H96ZM114 95H113V94ZM146 93V94H145ZM228 93H226V96H228L229 95V97H232V92L230 93L231 94V96H230V94H228ZM24 94V95H23ZM26 94V95H25ZM72 94H74V95H72ZM84 94V95H83ZM106 94V95H105ZM125 94V95H124ZM228 94V95H227ZM45 95H47V94H45ZM77 95V96H76ZM103 95V96H102ZM145 95V96H144ZM29 96V97H28ZM40 96V97H39ZM86 96V97H87ZM110 98H109V97ZM130 96V97H129ZM135 96V97H134ZM223 96V95H222ZM225 96V95H224ZM234 96V95H233ZM21 97V98H20ZM25 97V98H24ZM68 97H70V100H71V104H69V102H67V99H68ZM85 97V98H86ZM108 97V98H107ZM137 97V98H136ZM139 97V98H138ZM146 97H147V99H146ZM149 97V98H148ZM166 97H168V98H170L171 96H168V94H167V96ZM193 97V98H192ZM252 97V98H251ZM23 98V99H22ZM31 98H32V102L34 101V103H32L31 102ZM114 98V99H113ZM168 98L166 99L165 97H163L162 98V102L164 101V99L165 100H168ZM181 98V97H180ZM242 98V99H241ZM20 99H21V102H20ZM59 99V100H58ZM81 99V100H80ZM103 99H104V101H103ZM123 99V98H122ZM171 99V98H170ZM169 99V100H170ZM172 99H171V102H172ZM219 99H221V98H219ZM57 102H56V101ZM80 100V101H79ZM106 100V101H105ZM112 100V101H111ZM113 100H117L116 102L115 101H113ZM131 102H130V101ZM140 100H141V103H140ZM180 100H184V101H186L187 103H190V104H187L188 105V107H187V105L185 106V103L183 104ZM215 100V99H214ZM214 100H213V102H214ZM253 100H254V102H253ZM257 100V101H256ZM44 101V102H43ZM82 101V102H81ZM111 101V102H110ZM137 103H136V102ZM144 101V102H143ZM148 103H147V102ZM151 101V102H150ZM183 101V102H184ZM210 102H211V100H209ZM209 101L207 102L208 104L207 105H210L209 104ZM215 101H219V100H215ZM262 101V102H261ZM52 102V103H51ZM166 102V101H165ZM170 101H168V103H169ZM181 102V103H180ZM19 103H21V106L19 107ZM68 103V104H67ZM98 103V104H99ZM103 103V104H102ZM109 103V104H108ZM132 103V104H131ZM145 103V104H144ZM167 103V102H166ZM196 103V104H195ZM237 103V104H236ZM242 103V104H241ZM263 104V105H258V104ZM22 104H24V105H22ZM36 104V105H35ZM41 104V105H40ZM46 104V105H47ZM58 104V103H57ZM60 104H58V105H60ZM114 104V105H113ZM120 104H121V102H120ZM119 104V105H120ZM130 104H131V106H130ZM143 104V105H142ZM147 104V105H146ZM182 104V105H181ZM195 104V105H194ZM234 104H235V106H234ZM257 104V105H256ZM9 105V106H10ZM43 105V106H42ZM46 105H45V107H46ZM67 105H68V107H67ZM103 105V106H102ZM111 105V106H110ZM140 105V106H139ZM151 105V106H150ZM152 105H154V106H152ZM10 106V107H11ZM61 106H60V108H61ZM107 106V107H106ZM150 106V107H149ZM190 106H191V108H190ZM211 106V105H210ZM260 106H261V108H260ZM147 107V108H146ZM151 108V109H149V108ZM173 107H175V109H173ZM184 107H186V109L187 108H190L192 111H193V109H192V107L194 108V107H196L195 109H197V110H195L194 109V111H193V113H192V111H190L189 112V110L187 109V110H184L183 108ZM208 107V106H207ZM230 107V106H229ZM237 109H236V108ZM239 107V108H238ZM31 108V109H30ZM69 108V109H68ZM104 108V109H103ZM140 108H142V110H140ZM145 108V109H144ZM201 109V110H199V109ZM205 108H206V106H205ZM256 108V109H255ZM263 109V111L262 110H260V109ZM68 109V110H67ZM71 109V110H70ZM109 109H111V111L109 110ZM117 109H119V108H117ZM149 109V110H148ZM166 109V111L164 112V110ZM170 109V108H169ZM231 109V110H230ZM253 111H252V110ZM255 109V110H254ZM35 110H37V108H35L34 109V111ZM41 110L39 111L40 113H42L41 112ZM64 110V111H63ZM66 110V111H65ZM104 110H105V113H104ZM130 110V109H129ZM151 110H153V111H151ZM203 110V111H202ZM207 110H209V112L207 111ZM215 110V109H214ZM230 110V111H229ZM236 111V113L234 112V111ZM251 110V111H250ZM33 110H32V112H34ZM68 111H73V112H71L72 114H70L69 113V115H68ZM102 111V112H101ZM119 111V112H118ZM141 111V112H140ZM144 111H147V112H144ZM184 111H188V112H184ZM201 111V112H200ZM205 111V112H204ZM224 113H223V112ZM107 112V113H106ZM111 112V114H109ZM114 112V113H113ZM116 112V113H115ZM151 112V113H150ZM164 112V113H163ZM183 112V113H182ZM208 112V113H207ZM213 114H211V113ZM226 112V113H225ZM154 113V114H153ZM173 113V114H172ZM174 113L176 114V115H174ZM195 113V114H194ZM208 115H207V114ZM209 113H210V115H209ZM239 113H243L244 114V116H243V114H241L242 115V119H241V116L240 115H238V116H240L239 117V119H241V123H240V125H237V124H235L234 123V116L232 117L231 115H234V114H239ZM249 113V114H248ZM251 113V114H250ZM25 114H24V121L26 120L27 121V123H28V119L27 118H29L28 117V115H26L25 116ZM60 114H61V112H60ZM67 114V116H65ZM73 114L75 115L74 117H73ZM118 114H120V115H118ZM185 114H186V116H185ZM189 114L190 115H192V116H194L193 118L191 117V120L192 119H194L195 117V119L194 120H198V121H196V123L197 122H199L198 123V125L195 123V121L194 120H190V117H189ZM109 115V116H108ZM113 115V116H112ZM140 115V116H139ZM144 115V116H143ZM171 115V116H170ZM181 115V116H180ZM249 115H250V117H249ZM251 115H253L254 116V118L255 117H257V115H258V117H259V123L257 124V127H256V125H252V124H254V123H257L258 121L256 120H253L254 118L251 116ZM259 115H261V117L259 116ZM237 115H235V117H236ZM247 116V117H246ZM262 116H263V118H262ZM21 116L20 115H18V117L17 118H20ZM62 117V115L60 116V118ZM67 117H72V118H75V119H73L72 121L69 119V121H68V118ZM108 117V118H107ZM118 117V118H117ZM120 117V118H119ZM127 117H129L128 115L125 117V118H127ZM153 117H154V119H153ZM171 117V118H170ZM174 117H176V118H174ZM180 117H182L183 119L182 120H180L182 123H181V125L179 124L180 122H177L179 119H181ZM185 117V118H184ZM248 117H249V119H248ZM81 118L83 119V121L81 120ZM106 118H107V120H106ZM114 118H115V120H114ZM147 118V119H146ZM165 118V119H164ZM232 118V119H231ZM237 118V117H236ZM246 118V119H245ZM21 119H23V117H21ZM20 119V120H21ZM30 119V118H29ZM62 119V118H61ZM60 119V123H62V120ZM110 119V121H111V123H110V121H108ZM121 119H120V122H121V124L123 123V120L121 121ZM151 119V120H150ZM172 119H174V121L172 120ZM178 119V120H177ZM251 119V120H250ZM256 119V118H255ZM258 119V118H257ZM262 119V120H261ZM39 120H41V119H39ZM125 120V119H124ZM126 120H128V118L126 119ZM165 120V121H164ZM168 120V121H167ZM172 120V121H171ZM250 120V121H249ZM9 121V120H8ZM25 121V122H26ZM160 121V122H159ZM169 122V124L171 123L172 125L174 124V129L176 128V137L175 136H168V137H165V135H164V137L162 136V140H161V128L159 129V127L157 128V126H159V125H157V123L158 124H160L161 125V123L162 122ZM171 121V122H170ZM194 121V122H193ZM229 121H231V122H229ZM254 123H253V122ZM10 122V121H9ZM9 122L7 123V124H9ZM30 122V121H29ZM37 122V123H36ZM53 122V123H52ZM101 122H103V123H101ZM106 122V123H105ZM116 122H117V124H116ZM127 121H125V123H126ZM167 122L165 123V124H167ZM229 122V123H228ZM233 122V123H232ZM243 122V123H242ZM45 122H43L42 124H44ZM95 123V124H94ZM115 123V124H114ZM156 123V124H155ZM190 123H192V124H194V127H193V125L192 124H190ZM202 123V124H201ZM234 124V125H232V124ZM244 123L246 124V125H244ZM249 123V124H248ZM252 123V124H251ZM31 124V123H30ZM29 124V125H30ZM83 124V125H82ZM106 124V125H105ZM164 124V125H165ZM188 125V127H187V125ZM199 124H200V126H199ZM204 124V125H203ZM237 126V130H238V132H240L239 134H241L240 135V137H239V134L238 135H236L237 133V130L235 129V131H234V128H232V126ZM260 124V125H259ZM41 125V126H40ZM59 125V124H58ZM76 125V126H75ZM92 125H93V127H92ZM114 125V126H113ZM138 125V126H137ZM191 125H192V127H191ZM241 125H243V126H241ZM250 126V127H248V126ZM262 125V127H258V126H261ZM34 126V125H33ZM52 126V125H51ZM73 126V127H72ZM87 126V127H86ZM94 126H95V130L96 131H94ZM111 126V127H110ZM136 126V127H135ZM156 126V127H155ZM179 128H178V127ZM197 126H199V128L197 127ZM229 126V127H228ZM236 126H235V128H236ZM247 126V127H246ZM254 126V127H253ZM16 129H15V128ZM46 127V128H45ZM57 127H59V128H57ZM90 127V128H89ZM92 127V128H91ZM99 127V128H98ZM164 127V126H163ZM183 129H182V128ZM195 127H197V129L195 128ZM38 128V129H37ZM72 128V129H71ZM85 128V129H84ZM99 130H98V129ZM102 128V129H101ZM113 128H115V129H113ZM192 130H191V129ZM201 128H202V130L204 129L205 130V133H206V138H203V139H205V140H207L206 141V143H205V140L201 143V140L199 139L200 137H201V135L199 134V132L198 131H200L201 130ZM231 128V129H230ZM252 129V131L253 132H251L250 130ZM258 128V129H257ZM260 128V129H259ZM14 129V130H13ZM44 129H46V131L48 130L49 132H50V135H49V132H47L46 133V135H45V132L46 131H43ZM67 129V130H66ZM88 129V130H87ZM89 129H91V130H89ZM112 129V130H111ZM117 129V130H116ZM142 129V130H141ZM152 129H153V131L154 132H150V131H152ZM157 129V130H156ZM164 129H165V127H164ZM163 129V130H164ZM179 131H178V130ZM190 129V130H189ZM195 129V130H194ZM230 129V130H229ZM240 129H245L244 130V133L246 134V132H248V131H246V130H249V132H251V133H253V138L255 139H252V137L249 139V134L250 133H248L247 135H242L243 134V132H241V130ZM13 130V131H12ZM98 130V131H97ZM116 132H114V131ZM180 130L183 132V135H180V134H182V132L180 133ZM197 130V131H196ZM232 130L234 131V132H232ZM240 130V131H239ZM260 130V131H259ZM261 130H262V132H261ZM5 131V132H4ZM37 131V132H38ZM103 131V132H102ZM120 131V132H119ZM191 131V132H190ZM246 131V132H245ZM9 132H10V134H9ZM13 132V133H12ZM43 132V133H42ZM90 132V133H89ZM92 132H94V133H92ZM99 132V133H98ZM110 132V133H109ZM117 132H119V133H117ZM149 132L150 133H152V134H149ZM189 132H190V134H189ZM209 132V133H208ZM259 132V133H258ZM260 132H261V134H260ZM112 133H114V135L112 134ZM126 133V134H125ZM141 133L143 134V135H141ZM160 133V134H159ZM165 133V132H164ZM197 133L200 135H198V136H196L197 135ZM212 133V134H211ZM234 133H235V136H234ZM256 133V134H255ZM88 135L87 137H86V135ZM90 134V135H89ZM95 135V137H93L92 135ZM98 134V135H97ZM110 134V135H109ZM112 134V135H111ZM179 134V135H178ZM187 134V135H186ZM194 134H196V135H194ZM208 134V135H207ZM233 134V135H232ZM120 135V136H119ZM127 135H130L129 137L127 136ZM132 135V136H131ZM163 135V134H162ZM178 135V136H177ZM187 136V137H184V136ZM190 135V136H189ZM193 135V136H192ZM252 135V134H251ZM258 135V136H257ZM97 136H100L101 138H98ZM105 136V137H104ZM145 136H146V138H145ZM182 136V137H181ZM236 136H238L240 139H244L243 140V142H241L240 144L238 143V142H240L241 140L240 139H238V137H237V139H235L236 138ZM249 136V137H248ZM44 137V138H43ZM108 137V138H107ZM113 137V138H112ZM116 137V138H115ZM118 137V138H117ZM128 137V138H127ZM179 137H181V138H183L182 140L183 141H179ZM198 137V138H197ZM5 138V139H4ZM89 138V139H88ZM110 138V139H109ZM112 138V139H111ZM132 138V139H131ZM134 138V139H133ZM135 138H137V139H135ZM148 138V139H147ZM164 138L166 139V141L164 140ZM169 138V139H168ZM186 138L189 140H186ZM196 138V139H195ZM202 138V137H201ZM81 139V140H80ZM85 139V140H84ZM95 139V140H94ZM107 139H108V141H107ZM120 141V144H119V141ZM122 139V140H121ZM127 139V140H126ZM140 139V140H139ZM149 139H150V141H149ZM159 139V140H158ZM185 139V140H184ZM210 139V140H209ZM263 139V140H262ZM10 140V141H9ZM112 140H114V142L112 141ZM116 140H117V143H116ZM237 140V141H236ZM252 140H254V141H252ZM8 141V142H7ZM86 141H87V143H86ZM111 141V142H110ZM186 141H188L187 142V144L186 143H184V142H186ZM197 141V143H198V145L195 143ZM10 142V143H9ZM13 142V141H12ZM90 144H89V143ZM99 142V143H98ZM104 142H105V144H104ZM109 142V143H108ZM113 142V144H114V146L113 145H111V143ZM181 142V143H180ZM190 142V143H189ZM2 143H4V144H2ZM7 143V144H6ZM17 143H19V144H17ZM30 143H32V144H30ZM103 143V144H102ZM115 143H116V145H117V147H116V145H115ZM195 143V144H194ZM208 143V144H207ZM236 143H238L239 144V146H238V144H236ZM248 143V144H247ZM165 144V145H164ZM167 144H168V146H167ZM182 144V146L180 147V145ZM191 145V148L189 149V147H190V145ZM207 144V146H205ZM19 145V146H18ZM88 145V147H86ZM91 145V146H90ZM102 145V146H101ZM109 145H111L112 147H114V148H112V149H110L108 146ZM189 145V146H188ZM195 145V146H194ZM16 146V147H15ZM18 146V147H17ZM93 146V147H92ZM106 146V147H105ZM120 146V147H119ZM163 146V147H162ZM165 146V147H164ZM185 146V147H184ZM188 146V147H187ZM209 146V147H208ZM237 146H238V148H237ZM242 146V145H241ZM240 146V147H241ZM7 147H8V149H7ZM85 147H86V149H85ZM97 147V148H96ZM100 147V148H99ZM104 147V148H103ZM188 149H187V148ZM204 147V149H202ZM207 147V148H206ZM39 148H40V146H39ZM63 148V149H62ZM94 148H95V150H94ZM103 148V149H102ZM108 148V149H107ZM118 148V149H117ZM151 148V149H150ZM168 149V152H167V149ZM183 148V149H182ZM243 148V147H242ZM10 149V150H9ZM16 149V150H15ZM23 149V150H22ZM110 149V150H109ZM117 150V151H115L114 152V150ZM121 149V150H120ZM132 149V150H131ZM165 149V150H164ZM207 149V150H206ZM7 150H9V151H7ZM81 150V151H80ZM89 150V151H88ZM101 150H100V152H101ZM128 150V151H127ZM170 150V151H169ZM190 150V151H189ZM193 150V151H192ZM28 151H32V152H29V155L27 156V152ZM119 151V152H118ZM120 151H121V153H120ZM124 151V152H123ZM130 151V152H129ZM132 151V152H131ZM141 151V152H140ZM142 151H144V152H142ZM149 151H151V152H149ZM195 151V153H196V151L197 152H200V154H199V156H198V153H197V156H194L193 155V153L192 152H194ZM251 151V152H250ZM14 152V153H13ZM42 152V153H41ZM72 152V153H71ZM99 152V153H100ZM104 152V151H103ZM113 152V153H112ZM125 153V154H123V153ZM137 152V153H136ZM149 152V153H148ZM162 152V151H161ZM174 152H176V153H174ZM179 152V153H178ZM247 152V151H246ZM9 155H8V154ZM11 153V154H10ZM51 153V154H50ZM75 153V154H74ZM88 153H89V155H88ZM91 153V154H90ZM128 153V154H127ZM135 153V154H134ZM163 153V154H164ZM171 153H172V155H171ZM239 153H240V155H239ZM249 153H248V155H249ZM70 154V155H69ZM74 154V155H73ZM77 154V155H76ZM79 154V155H78ZM85 156H84V155ZM134 154V155H133ZM147 154V155H146ZM164 154V155H165ZM194 156H192V155ZM7 155V156H6ZM20 155V154H19ZM33 155V156H32ZM48 155V156H47ZM50 155H52V156H50ZM62 156V157H60V156ZM72 155V156H71ZM83 155V156H82ZM137 155V156H136ZM141 155H143V156H141ZM242 155V156H241ZM254 155V154H253ZM257 155V154H256ZM259 156H260V153L258 154ZM2 156V157H1ZM7 157V159H6V157ZM88 156V160L86 159V157ZM93 156V155H92ZM128 156V157H127ZM133 156V157H132ZM135 156V157H134ZM147 158H146V157ZM166 156V157H167ZM245 156V157H244ZM12 157V160L14 159ZM34 157V159H32ZM40 157V158H39ZM64 157V158H63ZM70 157H71V160H73V161H71L70 160ZM84 157V159L82 160V158ZM96 157V156H95ZM117 157V158H116ZM119 157H121V158H119ZM132 159H131V158ZM143 157V158H142ZM174 157H176V159L174 158ZM178 157V158H177ZM198 158V160H197V158ZM58 158H60V159H58ZM76 158V159H75ZM94 157H92V159L90 160V161H94V160H96V159H93ZM125 158V159H124ZM127 158V159H126ZM140 158V162H138V159ZM142 158V159H141ZM172 158V159H171ZM236 158L238 159V158H240V160H238V162H236ZM251 159L249 162H245L247 159ZM261 159L260 160H262L263 161V159H262V157H260ZM14 159V160H15ZM20 159H18V160H20ZM48 158L45 160L44 159V161H48L49 160ZM58 159V160H57ZM80 159V160H79ZM123 159V160H122ZM133 159H135L134 160V163H130V162H132L133 161ZM6 160V161H5ZM18 160H15L16 162H14L16 165L18 164L17 162H18ZM49 160V161H50ZM77 160V161H76ZM87 160V161H86ZM131 160V161H130ZM197 160V161H196ZM203 160V161H202ZM212 160V161H211ZM213 160H214V162H213ZM36 161L34 162V163H36ZM66 161V162H67ZM75 161V162H74ZM127 161H128V166H127ZM130 161V162H129ZM198 161L200 162V164H201V162H204V163H202L203 165H205V166H208V167H206V170H207V172H208V170L210 171V176L209 175H207V176H204V177H198V176H203V174L201 175H199V172H198V167H197V165L199 164L198 163ZM206 161V162H205ZM246 163H244V162ZM262 161H260V162H262ZM10 162V161H9ZM13 162H11V164L13 163ZM23 162V163H22ZM38 162H40V165H41V162H43V160L41 161V159L38 161ZM45 162V163H46ZM73 162H74V165H73ZM77 162V163H76ZM85 162V163H84ZM126 162V163H125ZM151 162V161H150ZM184 164H183V163ZM211 162H213V163H211ZM236 162V163H235ZM13 163V165H15ZM50 163V162H49ZM68 163V164H69ZM171 164V165H175V164ZM234 163V164H233ZM238 163V164H237ZM85 164H87V165H85ZM130 164V165H129ZM138 166H137V165ZM177 164V165H178ZM199 164V165H200ZM201 164V165H202ZM233 164V165H232ZM253 164H254V166H253ZM263 164H264V161H263ZM263 164L261 165V163H258V170H259V167H261V169H264V166H263ZM24 165V167H25V164H23ZM51 165V166H52ZM75 165H77L76 167H75ZM136 165V166H135ZM178 165V166H179ZM194 165H195V167L197 168H195L194 167ZM240 165V166H239ZM249 165V166H248ZM251 165V166H250ZM62 166V167H63ZM79 166H80V169H79ZM134 166V167H133ZM182 166V167H181ZM245 166H247V167H245ZM22 168V171L23 170H26L27 172H28V170L26 169V167L25 168ZM31 167V168H30ZM76 169H75V168ZM138 167V172H136L137 170H136V168ZM153 167V166H152ZM194 167V168H193ZM249 167V168H248ZM257 166H255V168H256ZM30 168V169H29ZM68 168H70V170L68 169ZM179 168V167H178ZM186 170H185V169ZM37 169V170H36ZM87 169V170H86ZM119 169V170H118ZM129 169V170H128ZM131 169V170H130ZM194 169H195V171H194ZM236 169V170H237ZM261 169L259 170V171H261ZM3 170V169H2ZM39 170V171H38ZM59 170L62 172H60L61 174H63V172L64 171H66V172H64V176L62 175L61 176V178L62 177H65V178H63L64 180H66V178H68L66 181L68 182V181H70V179H71V177H73V179H71V181H72V184H74V183H77L78 184V182H79V185H76V184H74V185H72V184H70V185H68V187L67 186H65V181L63 180V181H60V179H59V177H60V175L58 174V172H59ZM75 170H79L78 172L77 171H74ZM116 170H117V172H116ZM223 170H225L224 172H226V173H223ZM246 170V171H245ZM257 170V168H256V170L254 169V172L256 171V172H258L259 173V171ZM32 172V173H34L35 174V172ZM41 171V172H40ZM71 172V174H70V172ZM73 171V172H72ZM87 171V172H86ZM122 171V172H121ZM129 173H128V172ZM137 173V174H135L134 176H133V174L135 173V172ZM191 171H194V172H192L191 173ZM212 171V172H211ZM248 171V172H249ZM25 172V171H24ZM27 172H25V174L24 173H22V172H20L21 174H19V173H17L18 175L16 176V175H12V180H14V181H12L11 180V176H6L5 174V176L6 177H4V175L3 174H1V175H3V176H1L0 175V196H2L3 195V193H8V192H10V190H11V192L13 191V193H11V195L10 196H14L15 194H14V191L15 190H17V191H15V193L17 194V193H21V191L23 192V191H26V195L29 193V191H31V193H29L28 195H29V197H27V198H25L26 196H23L22 198L23 199H21V201L19 202V205H21V207H14L13 208V211H11L10 213H5V214H2V215H0V219H6L8 216L9 217H12L13 215V218L14 219H12L11 218V220H8V219H6V223L8 224H6L5 223V225L6 226H9L8 228L10 229V231H9V229L7 228V230H5V231H2L3 233L1 234L0 233V239H1V237L3 238V237H5L4 239L6 240V237L8 238L9 237V241L11 242V240H10V238L11 237H13V236H15L16 235V233H17V237L20 239V241H22V239L21 238H23V241L22 242H19V244L20 243H24V245L26 244H29L30 245V241H32L31 239V237L33 236V241L32 242H34V243H32L31 242V244H34V246H35V244H36V242H38L37 241V239H39V236H40V234H38L37 235V233H39V232H41V231H43V230H45V231H47L48 229L49 230H52V233H50L51 231H49L48 230V232L50 233V234H52V235H48L49 236V238H48V236H46L47 234H49V233H46V232H42V236L44 235V233H46L45 234V236H44V238L46 237V238H48L47 240H50V237H52L53 236V234L55 233L56 234V232H57V236L58 237H56V238H58V240H60L61 242H59L58 244L60 245H58L57 247H56V249L57 248H59V250H61L62 252H64L63 250H65L66 249V247L67 246H65L66 244H67V242H68V236H67V234L66 235H64V237H63V234H65L66 232H65V230L67 231V230H69L70 228H69V226H70V223H71V225H72V227L74 228V226L73 225H76L75 226V229L74 230H76L77 231V229H76V227H78V231H79V234H80V236L77 234L76 236H77V238H76V236H75V239H77L78 240V243H79V241L80 240H82L83 238H86V240L87 241H90V243H92V242H95L96 240H99V239H108V241L106 240V242H111V241H114L116 238H117V236L114 234V229H115V224H116V221H115V224H114V220H117V223L119 224V222H120V224H121V222L123 223H125L126 222V220H121V219H119L118 218V216H117V218L120 220H118L117 218L116 219H114L113 220V222H109V224L110 223H112V224H110V225H108V221H106L105 219L106 218H102V217H107V214H105V215H103L102 217H100V221H101V223H100V221L99 220H96V224H100V225H98V227L99 228H101L102 227V229L103 230H101V229H99V228H97V225L95 224V223H93V226H94V224L96 225L95 226V228L93 227V226H89V228H87V225H86V228H85V230H84V228L83 229H81L80 230V226H79V223L78 222H76V224H73V220H71L69 217H70V213H68V215L66 214H64V215H60V213H58L56 210H54V208H52L53 206H52V202H49V201H44V200H39L37 197H39V193H37L36 194V190H35V193H34V187H33V185L35 184L36 185V183H38V185L40 184L39 182H38V180H37V182L36 181H34V180H32V182L34 181L35 183L34 184H32V182L30 181V178L28 179V177L29 176H24V175H27L26 173ZM48 172V173H47ZM120 172V173H119ZM127 172V173H126ZM133 172V173H132ZM144 172L146 173V174H144ZM153 172V171H152ZM188 172V173H187ZM252 172H253V170H252ZM46 174L47 173V178H45V176L46 175H44V174ZM53 173V174H52ZM55 173V174H54ZM68 173V174H67ZM73 173V174H72ZM77 173H78V175H77ZM82 175H81V174ZM85 174V176H84V174ZM89 173V174H88ZM131 173H132V175H131ZM143 173V174H142ZM195 173V174H194ZM211 173H213V175H211ZM231 173V172H230ZM70 174V175H69ZM111 174V173H110ZM110 174H108V176H110ZM121 174V175H120ZM125 174L127 175V176H125ZM139 174V175H138ZM148 174V177L146 176ZM198 174V175H197ZM56 175V176H55ZM59 175V176H58ZM77 175V177H79V176H82L84 179H82V177L80 178H78V181L76 182V181H73V180H75L74 178H76V180H77V177H74V176H76ZM118 177H117V176ZM143 175V176H142ZM187 175V176H186ZM190 175V176H189ZM205 175V174H204ZM24 176V177H23ZM89 176H91V177H89L88 179H90V181H92V183H93V185H91V187L93 186L94 187V184L95 183H97V179H94V177L92 176V175H89ZM132 176V177H131ZM142 178H140V177ZM145 176V177H144ZM8 177H10V178H8ZM26 177V178H25ZM55 177V178H54ZM92 177H93V180H92ZM111 177V176H110ZM117 177V178H116ZM124 177V178H123ZM148 179H147V178ZM149 177H151V179L149 178ZM180 177V176H179ZM186 177H187V179H186ZM190 177V178H189ZM193 177H194V179H193ZM196 177H198V178H196ZM59 179V180H57V179ZM120 178V179H119ZM131 178V179H130ZM138 178H139V180H138ZM144 178V179H143ZM156 178V179H155ZM192 178V179H191ZM5 179V180H4ZM8 179V180H7ZM23 181H22V180ZM26 179V180H25ZM58 181H56V180ZM79 179H82L83 180V182H81V180H79ZM127 179H129V180H127ZM134 179V180H133ZM191 179V180H190ZM195 179H196V181H195ZM200 179H203L202 181H200ZM18 180V181H17ZM21 180V181H20ZM55 182H54V181ZM131 180H132V182H131ZM141 180V181H140ZM143 180V181H142ZM194 180V181H193ZM3 181V182H2ZM8 181H10V183L8 182ZM29 181V182H28ZM47 181H49V180H47ZM70 181V182H71ZM89 181V180H88ZM93 181H95V183L93 182ZM121 181V182H120ZM127 181H128V183H127ZM130 181V182H129ZM137 181H139V182H137ZM146 181V182H147ZM181 181V182H182ZM11 182H13V184L11 183ZM15 182V183H14ZM23 182V183H22ZM65 182V183H64ZM74 182V183H73ZM81 182V183H80ZM98 182H99V180H98ZM120 182V183H119ZM126 182V183H125ZM152 182V181H151ZM183 182H182V184H183ZM188 182V183H187ZM220 182H222V184L221 185H219V183ZM58 183V184H57ZM69 183V182H68ZM67 183V184H68ZM91 183V184H92ZM145 183V182H144ZM193 183V184H192ZM217 183H218V185H217ZM261 183L262 182H260V184H259V186H262L261 185ZM2 184V185H1ZM9 184V185H8ZM15 184H17V186L15 185ZM19 184H21V185H19ZM46 184H47V182H46ZM51 185V187H50V185ZM66 184V185H67ZM128 184H130L131 185V187H130V185L128 186H126V185ZM133 184H134V186H133ZM138 184V185H137ZM189 184H190V186H189ZM263 184V183H262ZM16 187H15V186ZM30 185V186H29ZM56 185V186H55ZM60 185H63L64 187H66V188H62ZM118 185V186H117ZM119 185H120V187H119ZM140 185V186H139ZM3 186V187H2ZM8 188H7V187ZM27 186V188H24V187H26ZM30 187V189H29V187ZM54 186V187H53ZM70 186V187H69ZM71 186H72V188H71ZM74 186H76V187H74ZM111 186V187H112ZM123 186V187H122ZM189 186V187H188ZM36 187V186H35ZM38 187V186H37ZM59 187V188H58ZM74 187V188H73ZM135 187H136V189H135ZM192 187V188H191ZM4 188V189H3ZM12 188V189H11ZM13 188L15 189V188H17V189H15V190H13ZM24 188V189H23ZM61 188L62 189H64V190H61ZM131 188H133V189H131ZM137 188H138V191H137ZM139 188H141L140 190H139ZM211 188V189H210ZM260 188V187H259ZM261 188H263V190H264V185H263V187H261ZM260 188V190L261 191H263L262 189ZM2 189L3 190H5L6 192H4L3 191V193H2ZM54 189H56V191H54ZM57 189H60V190H57ZM66 189H67V191H66ZM93 189V188H92ZM197 190V192L198 193H196V190ZM80 190V188H78L77 189V191H79ZM90 187L88 188V192L90 193ZM116 190V191H115ZM131 190L132 191H134L132 194H130L131 193ZM199 190V191H198ZM256 191L255 192H259L257 189H255ZM27 191H28V193H27ZM62 191H63V193H64V191H65V193L63 194L62 193ZM76 191V192H77ZM94 191V190H93ZM113 193H112V192ZM121 193H120V192ZM127 193H126V192ZM190 191V192H189ZM207 191V192H206ZM32 192L34 193V194H32ZM51 192V193H50ZM67 192V193H66ZM92 192V191H91ZM123 192H125V193H123ZM135 192V193H136ZM210 192V191H209ZM253 192L254 191H252V194H253ZM10 193H8V195L10 194ZM24 193V192H23ZM22 193V194H23ZM99 193V194H100ZM189 193H190V195H189ZM211 193V192H210ZM260 193H262V192H260ZM36 194V198H35V201L37 202V203H35L33 200H31L32 198H34L35 195ZM90 194H93V192L92 193H90ZM94 194H95V196H97V197H100V198H102L101 199V201H103V197H101L99 194H97V191H96V193H95V191H94ZM97 194V195H96ZM262 194H264V192L262 193ZM262 194H260L259 196H258V194L256 193V195L257 196H253V198L252 197H250L251 199V202L253 203L255 200V203L254 204H256V202H257V204H258V201L260 202L261 201V199H262V201L261 202H263L264 201V195H262ZM7 195V194H6ZM5 195V198L8 196H6ZM61 195L64 197V199H61ZM65 195V196H64ZM99 195V196H98ZM132 197H131V196ZM188 195V196H187ZM204 196L205 198H207V196ZM254 195V194H253ZM68 197V199L67 200H65V197ZM93 197H94V195H92ZM106 196V197H105ZM110 196H108V198L110 197ZM127 196V197H126ZM191 196V197H190ZM211 196H212V194H211ZM57 197H59L60 198V200L57 198ZM62 197V198H63ZM66 197V198H67ZM118 197V196H117ZM131 198V200H130V198ZM135 197V199H138V197L137 196H134ZM137 197V198H136ZM141 197V196H140ZM199 197V196H198ZM204 197H202V198H204ZM213 197V196H212ZM211 197V198H212ZM100 198H99V201H100ZM111 198V197H110ZM109 198V199H110ZM126 198V199H125ZM209 200H211V202H212V204L214 203L213 201H214V199L212 200L211 198H210V195H209ZM255 198V199H254ZM7 199H8V197H7ZM11 199H12V197H11ZM27 199V200H26ZM109 199L107 200V201H105L103 204H104V206L106 207V206H108L107 204H110V202L112 201L111 199H110V202H109ZM119 199V198H118ZM125 199V200H124ZM9 200H10V197H9ZM46 200V199H45ZM47 200H50V198L48 199L47 198ZM63 200H64V202H63ZM126 200H128L130 203H132L131 205H130V203L128 202V204H127V202H126ZM134 200V199H133ZM27 201V202H26ZM30 201V202H29ZM40 201V202H39ZM43 201V202H42ZM51 201V200H50ZM67 201V202H66ZM96 201H98V200H96ZM96 201L93 203V208L96 206V205H94L95 203H96ZM98 201V202H99ZM100 201V202H101ZM123 201H122V204H123ZM34 202V203H33ZM39 202V203H38ZM153 202H154V200H153ZM33 203V204H32ZM43 203V206H41V204ZM69 206L68 208H66L67 207V205ZM70 203V204H69ZM105 203H107L106 205H105ZM47 204V205H46ZM50 204V205H49ZM57 204H59V203H57ZM96 204H98V205H100L101 206V204H99V203H96ZM103 204H102V206H103ZM214 204H216V203H214ZM213 204V205H214ZM256 204V205H257ZM263 205H261V203H260V206L263 208L264 207V203H262ZM18 205V206H19ZM38 205V206H37ZM40 205V206H39ZM48 205H49V207H48ZM97 205V206H98ZM259 205V204H258ZM28 206H30V207H28ZM122 206V205H121ZM205 205H203V208H202V205H201V207H200V211H204L205 210V208L206 207H204ZM215 206H217V205H214V206H212V209H214V207ZM40 207V208H39ZM46 207V208H45ZM129 207H127L128 209H129ZM166 207V206H165ZM219 207V209L220 210H218L217 208ZM261 207H259L258 206V210L260 209V210H262V208ZM21 208V211L19 210ZM36 208V209H35ZM119 209V207H116L115 209ZM127 208H126V211H127ZM156 208V207H155ZM158 209L160 208V207H157ZM18 209V211L16 212V210ZM35 209V210H34ZM52 209V210H51ZM153 209H154V207H153ZM152 209V207H151V211L153 212V213H156V212H154L155 210H153ZM158 209H156V210H158ZM207 209V208H206ZM226 210H228L229 212H227L226 211V216H224L225 218H226V222L224 221V218H223V222H225V223H229V222H232L236 217H237V215H238V213L236 214V217H235V213H234V211L235 210H233L234 209V207L232 208V210L230 209V208H225ZM12 210V209H11ZM14 210H15V212H14ZM38 210V211H37ZM46 211V213H45V211ZM47 210L49 211V213L47 212ZM131 210V208L128 210V212ZM215 210H218V211H222V212H220L219 214H221V218L223 217V215H225V211H223V208L221 207L220 208V206L218 205L216 208H215ZM20 211V213H18ZM32 211V212H31ZM114 211V210H113ZM118 211V210H117ZM151 211H149V213L151 212ZM262 211H264V210H262ZM261 211V213H259V212H257V215H258V213H259V218H258V216H257V218L256 219H253V220H251V219H249V223L248 224H246V223H244V221H243V218L242 217H240L239 218V220H238V223L240 224V226L242 227V230L245 232V236H244V239L243 240H237V241H240V242H243V241H245V240H247L249 237H252V234H249L250 232L252 233V231H251V229L252 228H250V230H249V227H252V226H249L250 224L252 225L253 224V226H254V222L255 223H257V225H259V226H261V228H259V227H257V229H258V231H261V229L263 230L264 229V216L262 215V213L264 214V212H262ZM115 212V211H114ZM56 213H58L59 214V216L56 214ZM153 213H151V215H153ZM46 214V215H45ZM48 214V215H47ZM55 214V215H54ZM114 214H117V212H115ZM243 214V212H240L239 213V216H241ZM11 215V216H10ZM16 215V216H15ZM34 215H36V216H34ZM42 215V216H41ZM109 215V214H108ZM150 215V214H149ZM189 215V214H188ZM46 216V217H45ZM62 216H64L63 217V219L61 218V220H59L60 218L59 217H62ZM190 216V215H189ZM220 216V215H219ZM230 216V219L228 218V217ZM243 216V215H242ZM16 217V218H15ZM18 217V218H17ZM36 217H38V218H36ZM150 217H153V216H150ZM20 218V219H19ZM25 218V219H24ZM67 218V219H66ZM107 218H110V216L109 217H107ZM263 218V219H262ZM20 220L21 222H17V220ZM23 219V220H22ZM39 219V220H38ZM44 219V220H43ZM46 219V220H45ZM52 219H54V220H52ZM68 220V222H69V225L65 228V226L64 225H67V224H65V223H68V222H66V220ZM103 219V220H102ZM228 219H229V222H228ZM13 220V221H12ZM37 220V221H36ZM42 220V221H41ZM58 220V221H57ZM63 220V221H62ZM78 220V219H77ZM108 220V219H107ZM231 220V221H230ZM16 221V222H15ZM22 221H23V223H22ZM33 221V222H32ZM35 221V222H34ZM53 221V222H52ZM56 221H57V223H56ZM61 221V222H60ZM99 223H98V222ZM106 221V222H105ZM119 221V222H118ZM222 221V220H221ZM242 221V222H241ZM258 221H259V223H258ZM28 222V223H27ZM40 222H42L41 224H40ZM47 222H48V225H47ZM59 222V223H58ZM65 222V223H64ZM94 222V221H93ZM127 222H129L128 221V219H127ZM127 222H126V226L127 225H129V223L127 224ZM14 223V224H13ZM18 223H21V224H18ZM26 225H25V224ZM49 223H50V225H49ZM55 223V224H54ZM123 223V224H124ZM197 223V222H196ZM10 224H12V226L10 225ZM24 224V225H23ZM54 224V225H53ZM62 224V225H61ZM64 224V225H63ZM103 224H106V226H104ZM245 226H249L248 227V230H247V227H245ZM20 225V226H19ZM28 225V226H27ZM30 225V226H29ZM37 225V226H36ZM89 225H92V224H89ZM125 225V224H124ZM163 226H164V223L162 224ZM162 225H159V228L162 226ZM201 224L200 223H198V224H196V228H197V226L199 227L198 228V231H200L201 233V235L200 234H198L197 235V233L195 234L196 236H198L197 238L195 237V235H194V239L196 240H194V242H198V241H201V240H199V237L201 236L202 238H200V239H202L203 241L202 242H199L202 246H203V248H204V245L206 246L207 245V247L206 248H208V245H210V247L209 248H211V249H213V250H217L218 248H219V250L221 251V253L220 252H218L219 254H222V255H225L226 257H228L229 256V254H232V257L231 258H233V256H239V259H240V261L243 263V264H248V263H250L251 261H252V263L253 264H263L262 262H264V261H262V260H264V258H261V259H259L258 261L257 260H255V259H253L254 257H257V255L256 254H254V250L250 247V244L252 243H248V242H246V245L248 244L249 245V248H251V249H249L250 250V253H249V255H250V257L249 258H247L248 256H246V257H243V255L241 254V252H243V251H241L240 252V250L241 249H239L238 247H237V249L236 248H234V247H232V248H228L227 249V247H228V245H229V243L225 246V243H227L225 240H223V242L225 241V243L222 245L221 243H220V240L222 239V237L224 236V233H222L221 232V238H219L220 237V235L219 236H216V239L217 238H219V239H215L214 238V230H215V234H216V231H218L217 230V228L216 229H214L213 227H209L208 225L209 224H207L206 223V225H203V226H200ZM21 226H25L22 230H20V232H21V235L20 236H18V233H20L19 232V230L18 229H20L21 228ZM36 226V227H35ZM51 226V227H50ZM61 226H63V227H61ZM157 225H155V227H156ZM10 227H12V230L14 231V233H13V231L11 230V228ZM20 227V228H19ZM59 227H60V229L61 230H63L64 232H62L61 231V233H60V230L59 231H57V229H59ZM85 227V226H84ZM90 227H92L91 229H90ZM105 229H104V228ZM206 229H205V228ZM31 228V229H30ZM38 228V229H37ZM41 228H43V230L41 229ZM45 228V229H44ZM65 228V229H64ZM159 228H157V229H159ZM188 229H190V227H189V225H188V227H187ZM187 228L185 229V230H187ZM204 228V229H203ZM208 228V229H207ZM209 228H210V232L208 231L209 230ZM255 228H256V226H255ZM15 229V230H14ZM41 229V230H40ZM101 230V231H99V232H97V233H95V231L94 230ZM150 229V228H149ZM200 229V230H199ZM260 229V230H259ZM17 230V231H16ZM53 230H55V231H53ZM160 230V229H159ZM38 231V232H37ZM70 231V230H69ZM69 231H67V233L69 232ZM75 231V232H76ZM190 231V230H189ZM207 231L209 232V233H207ZM250 231V232H249ZM6 232V233H5ZM24 232H25V234H24ZM59 232V233H58ZM71 232H72V234H73V231H72V228H71ZM75 232H74V234L73 235H75ZM158 233H159V231H157ZM188 232V231H187ZM8 233V234H7ZM13 233V234H12ZM26 233H28V234H26ZM30 233V234H29ZM34 233H36V235L38 236V237H36L35 236V234ZM157 233V234H158ZM202 233H203V235L204 236H206V237H204L203 235H202ZM213 233V234H212ZM13 236H12V235ZM15 234V235H14ZM33 234V235H32ZM59 234V235H58ZM60 234H62V236H60ZM113 234L116 236H114V237H112L113 236ZM153 234V233H152ZM151 234V235H152ZM187 234V233H186ZM26 235V236H25ZM70 235H71V233H70ZM69 235V236H70ZM72 235V236H73ZM110 235V236H109ZM156 235V232H154V235H152L153 237ZM188 235V234H187ZM186 235V236H187ZM214 235V236H213ZM11 236V237H10ZM28 236V237H27ZM31 236V237H30ZM36 237V239H35V237ZM61 238H60V237ZM108 236L110 237V238H108ZM181 236V235H180ZM179 236V237H180ZM183 237H185V232H184V235H182ZM181 236V237H182ZM17 237L15 236L12 240H19V239H17ZM29 237L31 238L30 240H29V242H24V241H26L27 239L26 238H28L29 239ZM55 237H53L54 239H55ZM65 237H67L68 239L66 240H61L62 238H65ZM81 237H82V239H81ZM112 237V238H111ZM182 237V238H183ZM204 237V238H203ZM245 237H247V238H245ZM26 240H25V239ZM60 238V239H59ZM70 238H72L71 240H74L73 239V237H70ZM187 238V237H186ZM207 239V241H205L206 239ZM3 239V240H4ZM80 239V240H79ZM112 239V240H111ZM184 239V238H183ZM197 239H198V241H197ZM250 239V238H249ZM39 240H41V239H39ZM71 240H69V241H71ZM85 239H84V243H87V241H86ZM176 240H178V239H176ZM179 240H181L180 238H179ZM9 241H8V243L6 244V245H8L6 248H8V251H6V253L7 252H9L10 250H12L11 252H10V255H8L9 256V259H10V257H12L10 260H12V259H15L17 256H18V254L17 253H19V252H17L16 253V250H15V248L17 247V246H14V244L16 243V242H14V244H10L9 243ZM28 241V240H27ZM51 241V240H50ZM213 241V242H212ZM216 241V242H215ZM237 241H234V242H237ZM247 241H250V240H247ZM62 242H65L64 244H62L61 245V243ZM182 240H181V244H182ZM186 242V241H185ZM184 242V243H185ZM211 242V243H210ZM218 242V243H217ZM221 242H222V240H221ZM222 242V243H223ZM233 242V241H232ZM17 243H18V241H17ZM16 243V244H17ZM38 243H40V242H38ZM55 243H57V239H56V241H55ZM69 243V242H68ZM89 243V242H88ZM107 243V244H108ZM183 243V244H184ZM204 243H206V244H204ZM216 243V244H215ZM15 244V245H16ZM54 244V243H53ZM71 244V243H70ZM182 244V245H183ZM193 244H195V243H193ZM198 244V243H197ZM216 246H215V245ZM5 245V246H6ZM14 246L13 248L11 247V249H10V246ZM18 245V244H17ZM22 247H23V245L22 244H20ZM39 245V244H38ZM38 245H37V247H38ZM55 245L56 244H54V247H55ZM180 246V249H181V247H182V250H184V251H182V255L184 254V257L183 258H185L186 256L188 257V259L191 257L190 256V250H192V249H194V248H190V250H187V249H189V248H184L183 246ZM252 245V244H251ZM33 246V245H32ZM51 246H53V245H51ZM63 246H65V247H63ZM70 246V245H69ZM68 246V248H72V244H71V246L69 247ZM79 246H81V245H79ZM78 246V247H79ZM83 246V245H82ZM199 245H197V248H198V253H197V251H196V253L197 254H199V251H204L203 249H201L202 248V246H201V248H200V250H199V247H198ZM236 246H238V244L236 245ZM40 248L42 247V246H39ZM48 248H44L43 247V249H44V254H43V256H42V254H40V249H38L37 251H39L37 254H40V256L39 255H36V259H33V260H37L38 258L37 257H39V258H41V256L42 257H44V258H41L40 259V261L39 262H42L41 264H44V263H46V264H51L52 263V261L53 260H58V263L60 264V260H61V262H64V259L62 258L63 257V255L65 254V252H64V254H62V256H60V253H59V255H58V253H56L58 256L56 257V254H55V252H61V251H59L58 249V251H56L55 250V252H53L54 251V248L53 247H49V246H47ZM60 247H63V248H65V249H63V248H61L60 249ZM218 247V248H217ZM226 247V248H225ZM230 247V246H229ZM21 247L19 246V249H20ZM49 248H50V251H49ZM196 248V249H197ZM13 249H14V251L15 252H13ZM18 248H17V250L18 251H20L21 252V249L19 250ZM42 249V248H41ZM43 249L41 250V252L43 251ZM47 249V250H46ZM51 249L53 250V251H51ZM180 249H179V251H180ZM195 249V250H196ZM226 249V250H225ZM232 249V251L234 252V254H233V252H231V251H229V250H231ZM1 250V249H0ZM195 250L193 251L192 250V252H195ZM251 250H253V251H251ZM3 252V250L1 251V253ZM15 253V254H11V253ZM45 252H47V253H45ZM49 252H51V253H53L52 254V256L54 255V257L56 258V259H51V253H49ZM156 252H159L160 254H162V256H157V258H156V260H155V263H153V264H159L160 262V264H163V260L164 259H167V258H164L163 256L164 255H167L168 254V251L166 250L165 252H167V254L163 251V250H156V251H154V253H156ZM184 252V253H183ZM222 252H225V253H222ZM229 252V253H228ZM231 252V253H230ZM252 252V253H251ZM4 253L5 252H3L2 253V255H0L1 257H0V264H2V261H1V259L2 260H4V259H7V257L6 258H4V257H2V256H4ZM48 253H49V256H48ZM152 253V252H151ZM155 254V255H160V254ZM170 254L168 255V256H166V257H168V259L170 258V256H171V258H172V256L174 255V257H175V253L177 254V251H172V253H171V251L169 252ZM164 254V255H163ZM193 254V253H192ZM197 254H195L196 256V259L198 258L197 256ZM200 254H202V253H200ZM205 253H203V255H201V256H205L204 255ZM236 254V255H235ZM243 254H244V252H243ZM261 254V253H260ZM6 255V254H5ZM11 255H13V256H11ZM27 256H29V255H27ZM245 256V255H244ZM253 256V260L251 259V257ZM164 259H163V258ZM29 258V257H28ZM48 258V259H47ZM50 258V259H49ZM62 258V259H61ZM17 259V258H16ZM43 259V260H42ZM45 259H46V261H45ZM182 259V258H181ZM181 259H179V261L181 260ZM187 259V260H188ZM198 259H200V262H201V257H200V255H199V258ZM47 260H49V261H47ZM52 260V261H51ZM178 260V259H177ZM177 260H175V263L176 264H182L181 263V261L179 262V261H177ZM185 260H186V258H185ZM6 261V260H5ZM4 261V263L6 264V262ZM182 261H184L183 259H182ZM198 261V260H197ZM249 261V262H248ZM256 261V262H255ZM39 262H35V263H38L39 264ZM44 262V263H43ZM55 262V261H54ZM57 262V261H56ZM130 262V261H129ZM128 262V263H129ZM246 262V263H245ZM258 262V263H257ZM261 262V263H260ZM131 263V262H130ZM129 263V264H130ZM133 264V263H132ZM144 264H147V263H144ZM198 264H202V263H199L198 262Z\"/></svg>",
	"mask_w": 264,
	"mask_h": 264
},
{
	"label": "bare ground",
	"instance_id": "2",
	"mask_svg": "<svg viewBox=\"0 0 264 264\" xmlns=\"http://www.w3.org/2000/svg\"><path fill=\"white\" fill-rule=\"evenodd\" d=\"M32 1V0H31ZM58 1H61V0H41V1H39L37 4V7L39 8L38 9V11H40L39 13H41L42 15L41 16H43V15H47V16H45L46 18H47V21L49 20L50 22H51V20L52 19H54V18H56V17H58V16H60L62 13H61V11H63V9H62V5L64 6L63 8H65L66 7V5L67 6H69V7H71V12L70 13H72L73 14V16L74 17H77V18H79V19H82L83 21L81 22V23H84L85 25H89V27L87 26H85L87 29L86 30H89V31H92V29L94 28V29H98L99 28V30H97L99 33H101L99 36H97L96 34V36L94 37L93 36V38L90 40V39H88V37L87 36H89L90 34L88 33V34H85L84 32L82 33V31L81 32H79L80 34H81V36L83 35V34H85V35H83L81 38H80V40L77 38H75L77 41H79V42H76V40H73L72 41V39L70 40V36L68 37V34H69V32H72L73 31V29L70 31V30H66L65 28V30H63L62 31V33L61 34H63L64 35V37L63 38H65L66 39V37L68 38V40L69 41H66V40H64L62 37V39H63V42H56L55 43V41H57L56 39H55V41L54 42H52V44L54 45V46H51V45H47L46 43H45V45L43 46L42 44V46H39V45H36L35 44V48H33L34 49V52H36V54L35 55H37L38 56V54H40V55H44L43 57H41L40 59L38 58V57H36L35 56V59H38V60H36L38 63H37V66H35L36 65V63H35V65H34V63H32V62H30L29 60H30V58L29 57H31V56H28L29 55V53L27 54V55H25L27 52L24 50V52L25 53H22V56L21 55H19V58H18V56H17V58H15L16 59V61H15V63H16V65H17V73H19V75H18V77H16V85H17V82L19 83V81L21 82V81H23V82H25V84H26V82H30L31 83V81H32V79L34 80V79H39L40 80V78L43 76H45L46 74H52L53 75V80H59V78H63V77H69L70 78V80L68 81V85H71V86H74V84L75 83H77V82H79V81H77V80H81V79H85L86 78V76H87V72L84 74V73H82L83 72V70H85V69H87V67L85 68V65H84V63H82V62H80L81 64H79V65H81V67H78V68H76L77 66H75V67H72V64H73V62H77V63H79V60L80 61H83V60H86L87 58V60L89 61H91V62H95L96 64L98 63V64H100L99 66H103V64H105V63H102V62H107V59L106 58H104L105 56H115L116 58H119V57H122V54L125 52V50H126V47L124 48V47H122V44H120V41H119V39H127V34L130 32L129 31V29L131 28V27H127V26H125L127 23H128V21H126V20H124V19H122V18H127L126 16L129 14L128 12H125V11H123L122 9L123 8H121V7H123V6H121L120 8H117L118 7V5L120 4L118 1V3H116V4H118V5H116L115 7L113 6L112 7V4H110V3H108V1L106 2V3H100V1L99 0H84L85 1V4H84V2H81L82 3V5L80 4H77V6L75 7L73 4H72V1L73 0H62L66 5H64L63 4V2H62V4L61 3H59ZM75 1V0H74ZM76 1H82V0H76ZM87 1V2H86ZM95 1H99V3L98 2H96V5H95V7H98L99 8V10L101 9L104 13H106L105 14V16L103 17L104 19L105 18H109L108 16L109 15H115V16H118L119 18H121V20H118L117 22H115V23H113V24H106V25H104L102 22H100V21H95V24H98L97 26H96V28L95 27H93V25L91 24V23H89L90 21V19H91V15L93 14L91 11L92 10H90V8H92V6L91 5H93V7H94V4H95ZM106 1V0H105ZM111 1V0H110ZM131 1V5H137L139 2H141V1H137V0H130ZM144 1H146V0H144ZM148 1V0H147ZM196 1H198V0H196ZM196 1H194L195 3H196ZM208 1V0H207ZM202 2L201 1V3L199 2V3H197V5L195 6V8L192 10V14L191 15H193L192 17H195V18H197L198 19V24H199V27L201 28L200 30H201V33H198V35H200V36H202L201 38L202 39H199L198 40V42H199V48L200 49H204V47L205 46H210V45H212V44H214V41H213V38L214 39H216L217 38V40H216V42L215 43H219L220 42V38H221V33H223L224 34V31H222L221 32V30L220 31H215V30H217L216 28L217 27H219V26H216V25H220V27H223L221 24H223L224 25V23H221L222 21H224L225 19L223 18V14H225V10H226V8H224V6H226V5H223V4H225L226 2H225V0H210L209 2ZM28 2H29V0H28ZM37 2V1H36ZM35 2V3H36ZM116 2V1H115ZM143 2V1H142ZM16 0H0V28H1V30H4V32H7V34H8V36H7V38L8 37H13L14 38V40H13V38L11 39V38H8L9 39V41L11 42L12 40V43H11V45L12 44H21L22 45V43L25 45L26 44V42H27V40H24V41H26V42H24L23 41V37L22 38H20L19 39V33H18V29H17V24L19 25V22L18 23H16L17 21H18V19L17 18H15V19H17V20H15L14 19V17H16L17 16V14L15 15V10L13 11V10H11V11H8V8H9V6L10 5H16ZM78 3V2H77ZM94 3V4H93ZM122 3V2H121ZM124 3V2H123ZM147 3V2H146ZM186 3V2H185ZM204 3L207 5V7H206V5L204 6ZM31 4V3H30ZM75 4H76V2H75ZM129 4H130V2H129ZM122 5V4H121ZM148 5V4H147ZM91 6V7H90ZM31 7H32V5H31ZM161 7V6H160ZM35 8V7H34ZM129 8L130 9H134V7H130L129 6ZM163 8V7H162ZM33 9V8H32ZM67 9H68V7H67ZM93 9V8H92ZM96 9V8H95ZM94 9V10H95ZM128 9V8H127ZM30 10V9H29ZM93 10V11H94ZM100 10V11H101ZM31 11H33V10H31ZM64 11H66V10H64ZM102 11H101V13H102ZM132 11V10H131ZM19 12V11H18ZM28 12V11H27ZM37 12V11H36ZM138 12V11H137ZM144 12V11H143ZM142 12V13H143ZM146 12V11H145ZM160 12V11H159ZM158 12V13H159ZM172 12V11H171ZM170 12V13H171ZM29 13H30V11H29ZM34 13V11L32 12V14ZM38 13V14H39ZM94 13H96L95 11H94ZM100 12H99V14H101ZM131 13V12H130ZM141 13V14H142ZM166 14H167V12H165ZM37 14V13H36ZM67 14H69V13H67ZM103 14V13H102ZM165 14V15H166ZM263 15V14H262ZM35 16V15H34ZM68 16V15H67ZM96 16V15H95ZM103 16V15H102ZM115 16H113V17H115ZM18 17V16H17ZM40 17V16H39ZM44 17V18H45ZM64 17V16H63ZM136 17V16H135ZM153 17H155V16H153ZM157 17V16H156ZM224 17H225V15H224ZM29 18H30V16H29ZM93 18V17H92ZM111 18V17H110ZM160 18V17H159ZM164 18V17H163ZM172 18H174V17H172ZM213 18V19H212ZM12 19H14L15 20V22L12 20ZM32 19H34V18H32ZM31 19V20H32ZM51 19V20H50ZM58 20H59V18H57ZM112 19V18H111ZM116 19V18H115ZM134 19V18H133ZM140 19V18H139ZM165 19H166V17H165ZM165 19H164V21H165ZM210 19H212V20H214V22H216V23H213L214 25H215V29H214V25L213 24H211L210 23ZM37 20V19H36ZM65 20V19H64ZM68 20V19H67ZM74 19L72 18V17H69V21H73ZM130 20V19H129ZM155 20V19H154ZM168 20V19H167ZM175 20V19H174ZM173 20V21H174ZM179 20V19H178ZM14 22V23H10V22ZM34 21H35V19H34ZM39 21V20H38ZM102 21V20H101ZM134 21V20H133ZM137 21H138V19H137ZM157 21V20H156ZM159 21V20H158ZM163 21V20H162ZM172 21V20H171ZM177 21V20H176ZM180 21V20H179ZM248 21V20H247ZM260 21V20H259ZM64 22V21H63ZM66 22V21H65ZM93 22V21H92ZM124 22H126L125 23V25H124ZM178 22V21H177ZM181 22V21H180ZM195 22H197V21H195ZM226 22V21H225ZM234 22V21H233ZM237 22V21H236ZM261 22H263V21H261ZM28 23V22H27ZM48 23V22H47ZM77 23V22H76ZM135 23V22H134ZM159 23V22H158ZM163 23V22H162ZM171 23V22H170ZM176 23V22H175ZM191 23V22H190ZM251 23V22H250ZM38 24V23H37ZM36 24V25H37ZM43 24V23H42ZM50 24V23H49ZM61 24V23H60ZM59 24V25H60ZM80 24V23H79ZM103 24V25H102ZM129 24V23H128ZM133 24V23H132ZM151 24V23H150ZM157 24V23H156ZM174 24V23H173ZM195 24V23H194ZM227 24L229 25V24H232V23H229V21H228V23H225V25H224V28L226 29H228L229 28V26L228 27H226L227 26ZM240 24H242L243 25V22H240ZM248 24V23H247ZM36 25H34V26H36ZM41 25V24H40ZM47 25V24H46ZM58 25V26H59ZM66 25H68V24H66ZM74 25V24H73ZM90 25H92V26H90ZM147 25V24H146ZM237 25V24H236ZM252 25V24H251ZM264 25V24H263ZM262 25V26H263ZM29 26V25H28ZM33 26V25H32ZM64 26H65V24H64ZM63 26V27H64ZM82 26V25H81ZM130 26H131V23H130ZM165 26L166 25H164L163 26V33L162 32H159V34L160 33H162V34H165L166 33V35H167V29L165 28ZM176 26V25H175ZM190 26V25H189ZM196 26V25H195ZM240 26V25H239ZM244 27H245V23H244V25H243ZM253 26V25H252ZM20 27V26H19ZM72 27V26H71ZM101 27V28H100ZM146 27V26H145ZM149 27V26H148ZM171 27H172V25H171ZM238 27V26H237ZM237 27H235L236 29H239V27L237 28ZM249 27V26H248ZM258 27V26H257ZM34 28V27H33ZM156 28H157V26H156ZM159 28V27H158ZM170 28V27H169ZM174 28V27H173ZM172 28V29H173ZM176 28V27H175ZM197 28V27H196ZM223 28V29H224ZM231 28V27H230ZM229 28V29H230ZM256 28V27H255ZM260 28H262V27H260ZM27 29V28H26ZM48 29V28H47ZM51 29H52V27H51ZM80 29V28H79ZM93 29V30H94ZM131 29H133V28H131ZM161 30H162V28H160ZM160 29H158V30H160ZM219 29H222V28H219ZM222 29V30H223ZM41 30H43V29H41ZM54 30V29H53ZM82 30V29H81ZM105 30V31H104ZM154 30V29H153ZM168 30H170V29H168ZM197 30V29H196ZM195 29H194V31H195V33L197 32ZM199 30V28H198V32L200 31ZM240 30H241V27H240ZM243 30V29H242ZM241 30V31H242ZM247 30V29H246ZM261 30V29H260ZM260 30H257V31H260ZM32 31V30H31ZM35 31V30H34ZM125 31H128V33L127 32H125ZM148 31H149V29H148ZM155 31V30H154ZM174 31V30H173ZM227 31H229V30H227ZM256 31V32H257ZM38 32V31H37ZM43 32V31H42ZM47 32V31H46ZM77 32V33H78ZM133 32V31H132ZM138 32H140V31H138ZM138 32H136V33H138ZM143 32V31H142ZM146 32V31H145ZM156 32V31H155ZM215 32V33H214ZM232 32H234L235 33V31L233 30ZM244 32V31H243ZM251 32V31H250ZM249 31H248V33H250ZM39 33V32H38ZM60 33V32H59ZM134 33V32H133ZM147 33V32H146ZM149 33V32H148ZM153 33L154 32H152V36H153ZM158 32H156V34H157ZM187 33V32H186ZM228 33V32H227ZM230 33V32H229ZM263 33V32H262ZM32 34V33H31ZM30 34V35H31ZM57 34V33H56ZM141 34V33H140ZM139 34V35H140ZM155 34V33H154ZM193 34V32H189V35H191V36H189L188 34H181L180 36H179V38L178 39H180V40H182L183 42H185V41H191L190 43H192V44H196V39H195V37H192V36H195V35H192ZM251 34V33H250ZM258 34L261 36V34H260V32H258ZM264 34V33H263ZM0 35H1V33H0ZM35 35H36V33H35ZM54 35V34H53ZM67 35V36H66ZM79 35V34H78ZM148 35V34H147ZM150 35V34H149ZM197 35V36H198ZM224 35H226V34H224ZM237 35V34H236ZM247 35V34H246ZM258 35V36H259ZM37 36V35H36ZM40 36V35H39ZM57 36V35H56ZM155 36V35H154ZM161 36V35H160ZM162 36H164V35H162ZM171 36V35H170ZM199 36V37H200ZM214 36V37H213ZM241 36V35H240ZM244 36H245V34H244ZM250 36H253V34H251ZM257 36V33H256V35H255V33H254V38H257L258 37ZM263 36V35H262ZM2 37V36H1ZM38 37V36H37ZM42 37V36H41ZM75 37H77V36H75ZM87 37V38H86ZM90 37V36H89ZM92 37V36H91ZM126 37V38H125ZM135 37H136V35H135ZM149 37V36H148ZM157 37V36H156ZM156 37H155V39L154 38H152V48L153 49H155V50H159V51H161V52H163V55H166V56H168V57H172V55H170L169 53V50H167V49H164L165 47L163 46V42H160V39H159V37H158V39H156ZM166 38H164V39H167L168 40V38L171 40H177V38H173L172 36L171 37H169V33H168V35L167 36H165ZM246 37V36H245ZM247 37H249V36H247ZM246 37V38H247ZM6 38V39H7ZM57 38H58V36H57ZM60 38V37H59ZM219 38V39H218ZM223 38V37H222ZM230 38H232V36L230 37ZM245 38V39H246ZM251 37H249V39H250ZM251 39V41L250 40H246L247 41V43H246V41H245V39H243V42H245L246 44H244L243 42H242V45L240 44V48L239 47H237L236 49L234 48V50L235 51H237L236 53H240V54H237L238 56H233L234 58H233V62H234V59H235V62H234V64L236 65L237 63L239 64V61L240 62H244V64L243 63H240L238 66L241 68V66H242V69H240V68H238V66H235V69H236V67H237V70L238 69H240L241 70V74H243L244 72L243 71H245L246 72V74H243L242 75V79H244L243 77H244V75H247V78H246V76H245V78H246V80H249V77H252V75L254 74V78L256 77V73H257V76H260V75H262L261 73H260V75H259V73H258V71H262L263 70V64H264V52H263V50H261L260 52H258V48H260V47H258L259 46V44L258 45H256L255 46V44H254V40L255 39ZM259 38H263V37H259ZM8 39L6 40V41H8ZM11 39V40H10ZM35 39V38H34ZM131 39H132V37H131ZM130 39V40H131ZM143 39V38H142ZM146 39V38H145ZM149 39V38H148ZM163 39V38H162ZM234 39H235V37H234ZM248 39V38H247ZM54 40V39H53ZM61 41V39H58V41ZM129 40V39H128ZM127 40V41H128ZM223 41H224V39H222ZM221 40V41H222ZM226 40V39H225ZM239 40V39H238ZM260 40H262V39H260ZM38 41H39V39H38ZM38 41H37V43H38ZM122 41H124V40H122ZM134 41V40H133ZM146 41L147 40H145V42H144V40L143 41H139V42H142L141 43V47L143 46V48L142 49H144L145 48V46H146ZM250 41V42H249ZM1 42H3V41H0V45H1ZM71 42H75V44L77 43H79V45L77 46V47H79V48H81L82 50H81V53H80V51L79 50H76V49H74L73 47H75L76 48V45L74 44V46L72 47V46H70V44H71ZM115 42V43H114ZM131 42V41H130ZM226 42V41H225ZM225 42H223V43H225ZM240 43H241V41H239ZM9 43V42H8ZM34 43V42H33ZM123 43V42H122ZM128 43V42H127ZM132 43V42H131ZM231 43V42H230ZM229 43V44H230ZM232 43H233V41H232ZM238 43V42H237ZM248 43H250V44H248ZM14 44V45H15ZM39 44V43H38ZM124 44V43H123ZM137 44V43H136ZM147 44H149V43H147ZM221 44H222V42H221ZM226 44V43H225ZM234 44H236V42L234 43ZM244 44V45H243ZM252 44V46L254 47V49H253V47H251V46H249V45H251ZM254 44V45H253ZM7 45V44H6ZM27 45V44H26ZM25 45V46H26ZM68 45V46H67ZM138 45H139V43H138ZM216 45V44H215ZM232 45V44H231ZM264 45V44H263ZM8 46H9V44H8ZM38 48H37V47ZM50 46V47H49ZM148 46V45H147ZM228 47H229V45H227ZM234 46V45H233ZM6 47V46H5ZM13 47V46H12ZM15 47V46H14ZM29 47V46H28ZM72 47V48H71ZM130 47H132V46H130ZM136 47V46H135ZM140 47V46H139ZM148 47H150V46H148ZM225 47V46H224ZM230 47H232V46H230ZM16 48V47H15ZM19 48V47H18ZM36 48L38 49V51H35L36 50ZM151 48V47H150ZM177 48V47H176ZM250 48V49H249ZM6 49V48H5ZM21 49V48H20ZM22 49H28L27 47L26 48H22ZM33 49H31L32 51H33ZM147 49H149V48H147ZM174 49V48H173ZM172 49V50H173ZM221 49V48H220ZM229 50L231 49V48H228ZM16 50V49H15ZM99 50V52L100 51H104L103 52V58L101 57L102 55H99L98 54V56H97V54H95L97 51ZM140 50V49H139ZM145 50V49H144ZM171 50V51H172ZM190 50V49H189ZM196 50V49H195ZM222 50V49H221ZM234 50H232V52L230 51V53H234ZM21 51V50H20ZM94 51H96V52H94ZM194 51V50H193ZM19 52V51H18ZM33 52V53H34ZM140 52V51H139ZM145 53L147 52L146 50L144 51ZM144 52H143V54H144ZM219 52V51H218ZM227 52V51H226ZM229 52V51H228ZM15 53V52H14ZM16 53H17V51H16ZM216 54H217V50H216V52H215ZM235 53V54H236ZM6 54V53H5ZM8 54V53H7ZM80 54H82V56L80 55ZM138 54V53H137ZM162 54V53H161ZM183 54V53H182ZM187 54V53H186ZM191 52H189L188 53V56H186L185 58V61L184 60H182L183 62H185V63H187L186 65H188V61H189V59H190V61H192L193 60V58L195 57V56H200L202 53L200 52V53H198L197 51H196V55L195 54H192ZM219 54V53H218ZM221 54V53H220ZM224 54V53H223ZM126 55V54H125ZM163 55H161V56H163ZM179 55H181V54H179ZM21 56V57H20ZM28 56V57H27ZM143 56V55H142ZM161 56H160V58H161ZM225 56V55H224ZM228 56V55H227ZM230 56V55H229ZM232 56V55H231ZM3 57V56H2ZM9 57V56H8ZM11 57V56H10ZM55 57V59H58V61L57 60H55V62H53L52 61V58H54ZM114 57V58H115ZM126 57V56H125ZM132 57H134V56H132ZM140 57V56H139ZM174 57H176V55L174 56L173 55V58ZM238 57V58H237ZM33 58V57H32ZM131 58V57H130ZM149 58V57H148ZM166 57H164V59H165ZM196 58V57H195ZM217 58V57H216ZM224 58V57H223ZM225 58H228V57H225ZM120 59V58H119ZM128 59H129V56H128ZM138 59V58H137ZM184 59V58H183ZM11 60V59H10ZM95 60V61H94ZM121 60V59H120ZM122 60H124V54H123V58H122ZM127 60V59H126ZM186 60H188V61H186ZM200 60V59H199ZM202 60V59H201ZM217 60V59H216ZM232 60V59H231ZM5 61V60H4ZM57 61V62H56ZM101 61V62H100ZM137 61V60H136ZM160 61V60H159ZM168 61H170V60H168ZM172 61V60H171ZM189 61V62H190ZM220 61V60H219ZM221 61H223L222 59H221ZM1 62V61H0ZM35 62V61H34ZM87 62V61H86ZM117 62V61H116ZM140 62V61H139ZM143 62V61H142ZM141 62V63H142ZM161 62V61H160ZM177 62H178V60H177ZM177 62H174L173 61V63H174V65H171V63H170V67L168 68H166L165 67V71H167V70H169V71H177V70H180V69H182V68H180L181 67V63H180V66L177 64ZM195 62V61H194ZM217 62V61H216ZM232 62V61H231ZM237 62V63H236ZM9 63H10V61H9ZM88 63V62H87ZM102 63V64H101ZM172 63V64H173ZM179 63V62H178ZM196 63V62H195ZM202 63V62H201ZM221 63V62H220ZM140 64V63H139ZM153 64V63H152ZM157 64V63H156ZM165 64V63H164ZM168 64V63H167ZM198 64V63H197ZM199 64H200V62H199ZM203 64V63H202ZM224 64H227V63H224ZM229 64V63H228ZM227 64V65H228ZM233 64V63H232ZM5 65V64H4ZM71 66V68H75V69H70V66ZM76 65V64H75ZM86 65H88V64H86ZM91 65V64H90ZM133 65H134V63H133ZM136 65V64H135ZM138 65V64H137ZM201 65V64H200ZM200 65L198 66V67H200ZM227 65L225 66V69H224V65L222 66L223 68H222V70L224 69L226 72H230V74L232 73V71L233 70H235L233 67H234V65H232L231 66V63L228 65V67H227ZM241 65V66H240ZM1 66V65H0ZM12 66V65H11ZM157 66V65H156ZM174 66V67H173ZM175 66H179L178 68L177 67H175ZM220 66V67H221ZM27 67V68H26ZM89 67V66H88ZM159 67H161V66H159ZM183 67V66H182ZM185 67V66H184ZM218 67V66H217ZM262 67V68H261ZM7 68V67H6ZM14 68V67H13ZM26 68V69H25ZM128 68V70L130 69L129 67H127ZM126 68V69H127ZM153 68V67H152ZM177 68V69H176ZM180 68V69H179ZM194 68V67H193ZM193 68H192V70H193ZM262 69V70H259V69ZM82 69V72L79 74V70H81ZM125 69V70H126ZM140 69V68H139ZM185 69V68H184ZM190 69V68H189ZM195 69V68H194ZM199 69V68H198ZM227 69V70H226ZM14 70V69H13ZM132 70V69H131ZM137 70V69H136ZM144 70V69H143ZM154 70V69H153ZM200 70V69H199ZM240 70H238L239 72H240ZM12 71V70H11ZM117 72H115V75H116V77H117V75L118 76H120L121 75V70L119 71V69H117L116 70ZM135 71V70H134ZM169 71H167L166 73H169ZM181 71V70H180ZM183 71V70H182ZM6 72V71H5ZM15 72V71H14ZM125 72V71H124ZM136 72V71H135ZM150 72V71H149ZM184 72V71H183ZM193 72V71H192ZM191 72V73H192ZM200 72V71H199ZM238 72V73H239ZM1 73V72H0ZM109 73V72H108ZM107 73V74H108ZM153 73V72H152ZM151 73V74H152ZM178 73V72H177ZM187 73V72H186ZM196 73V72H195ZM235 73H236V70H235ZM235 73H233L232 75H231V78L229 77L228 78V80L230 79V82H228V80H222V82H220V80H219V82H218V77L219 76H222L221 74L222 73H218V74H216L215 76H212L211 78H204V81H203V79H201V78H198V76L196 77L197 79H198V84L196 85V86H194V84H192V88L191 89H189L190 90V95L192 96L193 95V97L196 99V101L198 102L197 103V105H199L198 107L199 108H201V109H203L202 107H204V109H207V108H209L211 111H213V113L215 112V111H217L216 110V108L218 107V105L220 106V108L221 107H223L222 108V110L223 111H228V108H231V104L233 103V98L234 99H236L237 97H235L236 95H237V92H239L240 90L239 89H237V86L238 85H236L237 83L236 82H234V79L236 78V76H235ZM238 73H236V74H238ZM3 74H4V72H3ZM8 74V73H7ZM61 74H63V76H61ZM110 74V73H109ZM137 74V73H136ZM197 74H198V72H197ZM196 74V75H197ZM204 74V73H203ZM212 74V73H211ZM10 75V74H9ZM140 75V74H139ZM138 75V76H139ZM169 75V74H168ZM168 75H166V76H168ZM178 75V74H177ZM189 75V74H188ZM195 75V74H194ZM195 75V76H196ZM218 75V76H217ZM123 76H125V75H123ZM131 77H132V75H130ZM175 76V75H174ZM174 76H171V78L172 77H174ZM179 76V75H178ZM185 76H186V74H185ZM205 76V75H204ZM228 75H226V77H227ZM0 77H1V75H0ZM4 77V76H3ZM15 77V76H14ZM43 77H42V79H43ZM52 77V76H51ZM122 77V76H121ZM121 77H118V78H120L119 79V81L118 82H120L118 85L119 86H117V88L120 90V91H118L116 94H118V98H117V100L118 99H120V97H121V99L120 100H118V102L120 101L121 102V104H120V102H119V104L117 103V105H115V106H113L114 108L115 107H117V108H119V109H117V108H115L116 110H119V111H121V116L120 117H122V119H121V121L123 120V123L121 124V122H120V119H118L119 120V129L118 130H120L121 129V133L124 131V132H127V133H129V134H131L134 130L133 129H135L134 128V124H136V122H137V124H140L141 123V127L143 128V126H145V128L147 129V131H149V128L150 127H147V122H148V120L145 122V120H143V119H141L140 117H136L138 114H136L135 112H134V110H132L131 108H128L127 106V103H125L126 102V100H128L127 98H125L124 99V97H122V95H123V93L121 92V90H123V89H125V88H130V85H128V83H127V79H122L121 80ZM135 77V76H134ZM137 77V76H136ZM184 77V76H183ZM187 77H189V76H187ZM200 77H201V75H200ZM209 77V76H208ZM223 77H224V75H223ZM261 77V76H260ZM47 78V77H46ZM109 78V77H108ZM107 78V79H108ZM125 78V77H124ZM175 78V77H174ZM182 77L180 76V79H181ZM256 78H259V77H256ZM255 78V79H256ZM264 78V77H263ZM12 79V78H11ZM106 79V77L104 78V80ZM109 79H111V78H109ZM129 79H132V78H130L129 77ZM135 79H137V78H135ZM154 79V78H153ZM177 79V78H176ZM191 79V78H190ZM222 79V78H221ZM241 79V78H240ZM242 79H241V82H242ZM6 80H7V78H6ZM38 80V81H39ZM48 80V79H47ZM46 80V81H47ZM52 80V81H53ZM55 80V81H56ZM121 80V81H120ZM140 80V79H139ZM179 80V79H178ZM212 81V82H210V81ZM251 80V79H250ZM249 80V81H250ZM252 80H253V78H252ZM259 80H261V79H259ZM258 80V81H259ZM14 81V80H13ZM49 81V80H48ZM63 81V80H62ZM66 80H65V82H67ZM107 81V80H106ZM108 81H110V80H108ZM105 82V85H107L108 83L110 84L111 82ZM153 81H155V80H153ZM159 81V80H158ZM185 81V80H184ZM188 81V80H187ZM192 81V80H191ZM256 81V80H255ZM257 81V82H258ZM42 82V81H41ZM114 82V81H113ZM116 82V81H115ZM131 82V81H130ZM132 82H134V79L132 80ZM178 82V81H177ZM179 82H182V80L181 81H179ZM190 82V81H189ZM246 82V81H245ZM254 82V81H253ZM252 82V83H253ZM101 83H102V81H101ZM107 83V84H106ZM155 83V82H154ZM164 83V82H163ZM186 83V82H185ZM192 83V82H191ZM196 83H197V81H196ZM212 83V84H211ZM228 83L230 84L231 83V86H229V88L228 87H225V84H226V86L228 85ZM236 83V84H235ZM243 83H244V81H243ZM7 84V83H6ZM21 84V83H20ZM43 84V83H42ZM48 85H45L46 87L44 88V89H40V92H42V93H40V95L41 94H43V93H45V94H47V95H45V94H43L44 96H46L45 98L47 99L49 96H51L52 95V97H54L55 99H57V98H59V96L56 98V96L58 95V93H56L57 92V90H56V85L55 84H53V83H51V80H50V84L49 83H47ZM79 84V83H78ZM86 83H81V84H79L78 86V88L76 89L75 87V91L77 90V91H79L78 92V95H79V97H82L83 98V96L81 95L80 96V94H82V93H84V92H86V90H87V88H86V85H85ZM109 84H108V86H109ZM112 84V83H111ZM130 84V83H129ZM178 84V83H177ZM189 84V83H188ZM208 84H211L212 85V88H207V86H209ZM248 83H246V85H247ZM249 84H250V82H249ZM258 84V83H257ZM14 85V84H13ZM35 85V84H34ZM63 85V84H62ZM99 85V84H98ZM102 85V84H101ZM104 85V84H103ZM147 85V84H146ZM154 85V84H153ZM153 85L151 86V87H153ZM163 85V84H162ZM179 85V84H178ZM252 85H254V84H252ZM251 85V86H252ZM7 86H8V84L6 85V86H4V87H6L7 88ZM10 86V85H9ZM8 86V88L7 89H9V88H11L12 86H10L9 87ZM18 86V85H17ZM41 86H43V85H40V84H37V87H36V85H35V88H37L38 89V93H39V88H41ZM65 86V85H64ZM67 86V85H66ZM108 86H106V87H108ZM112 86V85H111ZM114 86V85H113ZM115 86V87H116ZM129 86V87H128ZM155 86V85H154ZM169 86V85H168ZM173 86V85H172ZM187 86V85H186ZM189 86V85H188ZM250 86V85H249ZM34 87V86H33ZM98 87H100V86H98ZM103 87V86H102ZM101 87V88H102ZM105 87V86H104ZM147 87V86H146ZM145 87V88H146ZM156 88L155 89H153V90H151L153 93H151V95H150V97H151V103L153 104L154 103V105H152V106H154V107H156L155 108V110L153 111V110H151V111H153V112H155V116H156V111H157V113H158V115H159V113H160V116L162 115V117L164 116L165 117V115H167V114H161V112L163 111V109L164 108H166V109H168L167 111L168 112H170L171 111V106H173V104L174 103H176L175 101H173V100H175V99H172L173 98V94L174 93H176L177 91L176 90H178V88L176 89V88H174L173 90H174V92H173V90H171V88L172 87H170V89L169 90H166L167 92H165L164 90V86L162 87H160V88H158L157 86H155ZM166 87V86H165ZM176 87H177V85H176ZM180 87V86H179ZM182 87V86H181ZM180 87V88H181ZM210 87V86H209ZM14 88V87H13ZM109 89H110V87H108ZM135 88V87H134ZM150 88V87H149ZM148 88V89H149ZM168 88V87H167ZM228 90H230V91H228V92H230L231 94H232V97H229V95L228 94H230V93H228L226 90L227 89ZM1 89V88H0ZM6 89V90H7ZM34 89V88H33ZM37 89H36V91H37ZM57 89H59V88H57ZM62 89V88H61ZM67 89V88H66ZM73 89V88H72ZM126 89V90H127ZM137 89V91H138V88H136ZM183 89H184V87H183ZM185 89H187V87L185 88ZM226 89V90H225ZM64 90H65V88H64ZM68 90V89H67ZM104 90V89H103ZM113 90V89H112ZM111 90V91H112ZM125 90V91H126ZM134 90L135 89H133V88H131V89H128L127 90V92H129L128 93V95L130 94V96L131 97H133V95H134ZM180 90V89H179ZM178 90V91H179ZM189 90H186L187 92L189 91ZM224 90H225V93H224ZM239 90V91H238ZM32 91V90H31ZM76 91V92H77ZM106 91V90H105ZM105 91H103V92H105ZM110 91V90H109ZM115 91V90H114ZM145 91V90H144ZM143 91V92H144ZM181 91V90H180ZM6 92V91H5ZM72 92V91H71ZM119 92H121V95L119 94ZM123 92H124V90H123ZM183 92V91H182ZM186 92V93H187ZM20 93V92H19ZM26 93V92H25ZM80 93V94H79ZM91 93V92H90ZM98 93H100V92H98ZM102 93V92H101ZM111 93V92H110ZM140 93V92H139ZM186 93H184V94H186ZM226 93H228L227 95L228 96H226ZM252 93V92H251ZM13 94V93H12ZM57 94V95H56ZM68 94H70V91L68 92ZM77 94V93H76ZM85 94V93H84ZM83 94V95H84ZM97 94V93H96ZM106 94H107V92H106ZM105 94V95H106ZM108 94H109V92H108ZM113 94V93H112ZM146 94V93H145ZM167 94H168V96H171L170 98L172 99V102H171V99L170 98H168V97H166L167 96ZM180 94V93H179ZM178 93L177 94H174V98L176 97V96H180V97H177V99L179 98V99H182V97L184 96V94H182L181 93V95H179ZM231 94H230V96H231ZM24 95V94H23ZM26 95V94H25ZM71 95V94H70ZM72 95H74V94H72ZM114 95V94H113ZM119 95H120V97H119ZM125 95V94H124ZM176 95V96H175ZM187 96V99L185 98V96L183 97V99L185 100L186 99V101L188 100V102H190V101H193V100H190V98L188 99V97L190 96L189 95V92L186 94ZM223 95V96H222ZM225 95V96H224ZM234 95V96H233ZM8 96V95H7ZM3 97V98H0V115H2L3 116V120L5 121V120H7V123L9 122V124H5V127H6V125H8V127L10 126L11 128H12V125H14L15 127H17V129L16 130H14V131H16V133H14V134H10V132H9V134L10 135H8V136H10L8 139H10L9 141L11 142V143H15V142H21L20 144V146H22L23 144V142H25L26 143V141H30V142H32V143H34L35 141V138H37L36 136H39V137H41V139H42V136L41 135H43V134H41L39 131H41L40 129H42L44 126H46L45 124H47L48 122H46V121H49V120H51L52 119V121L54 122H52L53 124H51L50 126L49 125H47L48 127H47V129L49 130V128H56L55 126H61L62 127V124L64 123L65 125H67V123H69L70 121H69V119L72 121L73 119H75V118H72V117H67L68 118V121L69 122H67V123H65L64 122V120H63V114L62 113H64L65 114V112H62V111H59L60 109L62 110V108L64 109V107L63 106H61V104L59 103V102H57L56 100V102L58 103V104H60V105H58L57 103H52V106H51V104H50V107L48 106V102H46V104H44V107L43 108H45L43 111L41 110L42 109V107L40 106L39 108H38V104H37V107H34V109L35 108H37V110H35L34 111V109H32L34 112H32V110L30 111L32 114V119L33 120H31V117L28 115V114H25L26 112V109H24L25 107H27L26 106V103H27V105H29L30 103H29V98L26 100H23L24 101V104H22V105H24L25 107H23V110H22V106H21V103H19L20 105H19V107L21 106V110H19L20 112H15L14 111V108L10 105V99H12L13 100V97L12 98H9V97ZM77 96V95H76ZM86 96H87V93H86ZM86 96H84V101L82 102L83 103V105H84V107H82V108H86V115H84V116H86V117H84L83 119H84V121L85 120H87L86 122L87 123H93V122H95V121H98V120H95V121H92V118L96 115V113L97 112H100V110L98 111L97 110V105H100V101H99V97H100V94H99V97H97L95 94L94 95H88L87 97ZM103 96V95H102ZM129 96V97H130ZM145 96V95H144ZM29 97V96H28ZM40 97V96H39ZM52 97H49V98H52ZM86 97V98H85ZM109 97V96H108ZM107 97V98H108ZM135 97V96H134ZM163 97H165L166 99L168 98V100H165L164 99V101L162 102V98ZM192 97V98H193ZM21 98V97H20ZM25 98V97H24ZM48 98V99H49ZM54 98H52L51 100H53ZM99 98V99H98ZM110 98V97H109ZM123 98V99H122ZM137 98V97H136ZM139 98V97H138ZM149 98V97H148ZM219 98H221V99H219ZM252 98V97H251ZM23 99V98H22ZM59 99H61V98H59ZM58 99V100H59ZM114 99V98H113ZM146 99H147V97H146ZM170 99V100H169ZM217 99V100H219V101H215V100ZM242 99V98H241ZM50 100V99H49ZM72 100V99H71ZM71 100H70V97H68V99H67V102H69V104H71ZM81 100V99H80ZM79 100V101H80ZM116 100V101H117ZM184 100H180L183 104L185 103V106L187 105V104H190V103H187L186 101H184ZM190 100V101H189ZM209 100H211V102L209 101ZM213 100H214V102H213ZM237 100V99H236ZM235 100V101H236ZM103 101H104V99H103ZM106 101V100H105ZM112 101V100H111ZM110 101V102H111ZM113 101H115V100H113ZM115 101V102H116ZM130 101V100H129ZM167 103H166V102ZM168 101H170L169 103H168ZM184 101V102H183ZM209 101V104L210 103H212V104H214V105H216L217 104V102H219V104H217L216 106L217 107H215L214 105H212V104H210V105H207L208 102ZM234 101V102H235ZM257 101V100H256ZM20 102H21V99H20ZM31 102H32V98H31ZM44 102V101H43ZM131 102V101H130ZM136 102V101H135ZM144 102V101H143ZM147 102V101H146ZM149 102V101H148ZM147 102V103H148ZM180 102V103H181ZM232 102V103H231ZM237 102V101H236ZM253 102H254V100H253ZM262 102V101H261ZM32 103H34V101L32 102ZM99 103V104H98ZM137 103V102H136ZM140 103H141V100H140ZM187 103V104H186ZM231 103V104H230ZM68 104V103H67ZM103 104V103H102ZM109 104V103H108ZM132 104V103H131ZM131 104H130V106H131ZM145 104V103H144ZM196 104V103H195ZM194 104V105H195ZM237 104V103H236ZM242 104V103H241ZM264 104V103H263ZM262 103L260 104H258V105H263ZM11 107H10V106ZM36 105V104H35ZM41 105V104H40ZM45 105H46V107H45ZM114 105V104H113ZM143 105V104H142ZM147 105V104H146ZM182 105V104H181ZM257 105V104H256ZM43 106V105H42ZM60 106H61V108H60ZM103 106V105H102ZM111 106V105H110ZM140 106V105H139ZM151 106V105H150ZM149 106V107H150ZM205 106H206V108H205ZM208 106V107H207ZM230 106V107H229ZM234 106H235V104H234ZM67 107H68V105H67ZM107 107V106H106ZM148 107V108H149ZM187 107H188V105H187ZM147 108V107H146ZM163 108V109H162ZM170 108V109H169ZM190 108H191V106H190ZM190 108H187L188 110H189V112L190 111H192ZM196 107H192V109H193V111H194V109H195ZM198 108V109H199ZM236 108V107H235ZM239 108V107H238ZM260 108H261V106H260ZM259 108V109H260ZM31 109V108H30ZM69 109V108H68ZM67 109V110H68ZM104 109V108H103ZM130 109V110H129ZM145 109V108H144ZM149 109H151V108H149ZM148 109V110H149ZM166 109L164 110V112L166 111ZM173 109H175V107H173ZM184 110H187L186 109V107H184L183 108ZM201 109H199V110H201ZM215 109V110H214ZM218 109V108H217ZM237 109V108H236ZM256 109V108H255ZM254 109V110H255ZM264 109V108H263ZM263 109H260V110H262L263 111ZM41 110V112L42 113H40L39 111ZM71 110V109H70ZM110 111H111V109H109ZM140 110H142V108H140ZM170 110V111H169ZM195 110H197V109H195ZM231 110V109H230ZM229 110V111H230ZM252 110V109H251ZM250 110V111H251ZM25 113H24V112ZM64 111V110H63ZM66 111V110H65ZM118 111V112H119ZM193 111H192V113H193ZM198 111V110H197ZM203 111V110H202ZM208 112H209V110H207ZM222 111V112H223ZM234 111V110H233ZM253 111V110H252ZM60 112H61V114H60ZM71 112H73V111H68V115H69V113L70 114H72ZM102 112V111H101ZM112 112V111H111ZM111 112L109 113V114H111ZM141 112V111H140ZM144 112H147V111H144ZM163 112V113H164ZM184 112H188V111H184ZM195 112V111H194ZM201 112V111H200ZM205 112V111H204ZM207 112V113H208ZM235 113H236V111H234ZM104 113H105V110H104ZM107 113V112H106ZM114 113V112H113ZM116 113V112H115ZM151 113V112H150ZM183 113V112H182ZM191 113V112H190ZM206 113V114H207ZM211 113V112H210ZM210 113H209V115H210ZM224 113V112H223ZM226 113V112H225ZM24 114H25V116L26 115H28V117L30 118H27L28 119V123H27V121L25 122L24 121ZM154 114V113H153ZM173 114V113H172ZM195 114V113H194ZM212 114V113H211ZM241 114H243V113H239V114H234V115H231L232 117L234 116V123L235 124H237V125H240V121H241V119H242V115ZM249 114V113H248ZM251 114V113H250ZM18 115H20L21 117H23V119H21V117L20 118H17L18 117ZM62 115V119L60 118V116ZM118 115H120V114H118ZM129 116V117H127L128 118V120H126L127 118H125L126 116ZM174 115H176L175 113H174ZM208 115V114H207ZM213 115V114H212ZM235 115H237L236 117H235ZM238 115H240L241 116V119H239V117L240 116H238ZM65 116H67V114L65 115ZM75 115L73 114V117H74ZM109 116V115H108ZM113 116V115H112ZM140 116V115H139ZM144 116V115H143ZM160 116H156L157 118H159ZM171 116V115H170ZM181 116V115H180ZM185 116H186V114H185ZM194 117V116H192V115H190L189 114V117ZM243 116H244V114H243ZM253 118H254V116L253 115H251ZM260 117H261V115H259ZM191 117H190V120H191ZM247 117V116H246ZM249 117H250V115H249ZM249 117H248V119H249ZM2 118V117H1ZM1 118H0V120H1ZM96 117H94L93 119H95ZM108 118V117H107ZM107 118H106V120H107ZM118 118V117H117ZM161 118V117H160ZM166 118V117H165ZM164 118V119H165ZM171 118V117H170ZM174 118H176V117H174ZM181 119H177L178 121L177 122H180L179 124L181 125V121L180 120H182L183 118L182 117H180ZM185 118V117H184ZM196 118V117H195ZM194 118V119H195ZM251 118V117H250ZM256 118V119H255ZM253 120H259V117H258V115H257V117H255ZM258 118V119H257ZM262 118H263V116H262ZM21 119V120H20ZM39 119H41V120H39ZM60 119L62 120V123H60L61 121H60ZM65 119V118H64ZM83 119L81 118V120L83 121ZM125 119V120H124ZM147 119V118H146ZM153 119H154V117H153ZM194 119H192V120H194ZM232 119V118H231ZM246 119V118H245ZM34 120H38V122L39 123H41V125H44V126H41V127H39L40 129H38V130H36V126L38 125V124H32L33 122H35ZM66 120V119H65ZM76 120V119H75ZM114 120H115V118H114ZM151 120V119H150ZM173 121H174V119H172ZM171 120V121H172ZM191 120V121H192ZM251 120V119H250ZM249 120V121H250ZM262 120V119H261ZM30 121V122H29ZM31 121H33V122H31ZM74 121V120H73ZM108 121H110V119L108 120ZM112 121V120H111ZM111 121H110V123H111ZM125 121H127L126 123H125ZM165 121V120H164ZM168 121V120H167ZM166 121V122H167ZM170 121V122H171ZM195 121V123H196V121H198V120H194ZM193 121V122H194ZM254 121V122H255ZM6 122V121H5ZM43 122H45L44 124H42ZM50 122V121H49ZM138 122H140V123H138ZM160 122V121H159ZM166 122H162L161 123V125L160 124H158L157 123V125H159V126H157V128L159 127V129L161 128V140L163 139L162 138V136L164 137V135H165V137H168V136H171V135H169L168 133H169V129H172V128H174L175 126H174V124L172 125L171 123L169 124V122H167V124H165ZM229 122H231V121H229ZM228 122V123H229ZM253 122V121H252ZM253 122V123H254ZM31 123V124H30ZM37 123V122H36ZM51 123V122H50ZM71 123V122H70ZM69 123V124H70ZM101 123H103V122H101ZM106 123V122H105ZM194 123V124H195ZM198 123L199 122H197L196 124L198 125ZM233 123V122H232ZM231 123V124H232ZM243 123V122H242ZM259 123V121L257 122V123H254V124H252V125H256V127H257V124ZM30 124V125H29ZM59 124V125H58ZM95 124V123H94ZM115 124V123H114ZM116 124H117V122H116ZM156 124V123H155ZM165 124V125H164ZM190 124H192V123H190ZM194 124H192L193 125V127H194ZM202 124V123H201ZM230 124V125H231ZM249 124V123H248ZM34 125V126H33ZM70 125H72V124H70ZM83 125V124H82ZM106 125V124H105ZM187 125V124H186ZM192 125H191V127H192ZM204 125V124H203ZM232 125H234V124H232ZM231 125V126H232ZM244 125H246L245 123H244ZM260 125V124H259ZM76 126V125H75ZM114 126V125H113ZM133 126V129H131V127ZM138 126V125H137ZM165 127V129H164V127ZM174 126V127H173ZM199 126H200V124H199ZM199 126H197L198 128H199ZM236 126V125H235ZM235 126H232V128H234V131H235V129L237 130L238 128H237V126H236V128H235ZM241 126H243V125H241ZM248 126V125H247ZM246 126V127H247ZM59 127H57V128H59ZM73 127V126H72ZM87 127V126H86ZM92 127H93V125H92ZM91 127V128H92ZM111 127V126H110ZM136 127V126H135ZM156 127V126H155ZM178 127V126H177ZM187 127H188V125H187ZM190 127V126H189ZM188 127V128H189ZM197 127H195L196 129H197ZM229 127V126H228ZM248 127H250V126H248ZM254 127V126H253ZM258 127H262V125L261 126H258ZM46 128V127H45ZM90 128V127H89ZM99 128V127H98ZM97 128V129H98ZM131 129V133L129 132V130ZM179 128V127H178ZM182 128V127H181ZM262 128H264V127H262ZM72 129V128H71ZM85 129V128H84ZM102 129V128H101ZM113 129H115V128H113ZM136 129H137V127H136ZM135 129V131H137ZM164 129V130H163ZM183 129V128H182ZM191 129V128H190ZM189 129V130H190ZM231 129V128H230ZM229 129V130H230ZM251 129V128H250ZM249 129V130H250ZM258 129V128H257ZM260 129V128H259ZM12 130V131H13ZM46 131V129H44L43 131H46L45 132V135H46V133L47 132H49V131ZM67 130V129H66ZM88 130V129H87ZM89 130H91V129H89ZM99 130V129H98ZM97 130V131H98ZM112 130V129H111ZM117 130V129H116ZM142 130V129H141ZM150 130H151V128H150ZM157 130V129H156ZM175 130H176V128H175ZM178 130V129H177ZM192 130V129H191ZM195 130V129H194ZM198 130V129H197ZM196 130V131H197ZM241 130V132H243V134L242 135H247L248 133H250L249 134V139L252 137V139H254L253 138V133H251V132H253L252 131V129L250 130L251 132H249V130H246V131H248V132H246V134L244 133V130L243 129H240ZM239 130V131H240ZM38 131V132H37ZM94 131H96L95 130V126H94ZM114 131V130H113ZM139 131V130H138ZM179 131V130H178ZM183 131V130H182ZM181 130H180V133L182 132ZM233 130H232V132H234ZM260 131V130H259ZM1 132H3V131H1ZM0 132V133H1ZM5 132V131H4ZM103 132V131H102ZM115 132V131H114ZM120 132V131H119ZM119 132H117V133H119ZM123 132V133H124ZM150 132H154L153 131V129H152V131H150ZM149 132V134H152V133H150ZM165 132V133H164ZM191 132V131H190ZM190 132H189V134H190ZM199 132V134L201 135V137L199 138L200 140H201V143L205 140V139H203V138H206L207 136H206V133H205V130L203 129L202 130V128H201V130L200 131H198ZM261 132H262V130H261ZM261 132H260V134H261ZM13 133V132H12ZM43 133V132H42ZM90 133V132H89ZM92 133H94V132H92ZM99 133V132H98ZM110 133V132H109ZM116 133V132H115ZM122 133V134H123ZM134 133V132H133ZM133 133H132V135H133ZM138 132H135L134 134L136 135ZM159 133V134H160ZM209 133V132H208ZM237 134L236 135H238L240 132H238V130H237V132H236ZM259 133V132H258ZM48 134V133H47ZM113 135H114V133H112ZM111 134V135H112ZM126 134V133H125ZM163 134V135H162ZM198 133H197V135L196 134H194V135H196V136H198L199 135ZM212 134V133H211ZM252 134V135H251ZM256 134V133H255ZM2 135V136H1ZM1 137H5L6 136V134L4 133V134H2L1 133ZM49 135H50V132H49ZM86 135V134H85ZM90 135V134H89ZM98 135V134H97ZM110 135V134H109ZM131 135V136H132ZM141 135H143L142 133H141ZM168 135V136H167ZM179 135V134H178ZM177 135V136H178ZM180 135H183V132H182V134H180ZM187 135V134H186ZM184 136V137H187V136ZM199 135V136H200ZM206 137H205V136ZM208 135V134H207ZM233 135V134H232ZM240 135L241 134H239V137H240ZM44 136V135H43ZM46 136H48V135H46ZM46 136H44V137H46ZM88 135H86V137H87ZM93 137H95V135L93 134L92 135ZM120 136V135H119ZM128 137L130 136V135H127ZM172 136H175L176 137V135H172ZM190 136V135H189ZM193 136V135H192ZM198 136V137H199ZM234 136H235V133H234ZM258 136V135H257ZM0 137V139H3V138H1ZM37 138V139H40V138ZM43 137V138H44ZM89 137V136H88ZM98 138H101L100 136H97ZM105 137V136H104ZM127 137V138H128ZM132 137H140L139 135L137 136H132ZM182 137V136H181ZM181 137H179L180 139H179V141L181 140V141H183L182 139L184 138H181ZM197 137V138H198ZM237 137L238 136H236V138L235 139H237ZM238 137V139H240ZM90 138V137H89ZM88 138V139H89ZM92 138V137H91ZM90 138V139H91ZM108 138V137H107ZM113 138V137H112ZM111 138V139H112ZM116 138V137H115ZM118 138V137H117ZM130 138V137H129ZM145 138H146V136H145ZM5 139V138H4ZM110 139V138H109ZM132 139V138H131ZM134 139V138H133ZM135 139H137V138H135ZM148 139V138H147ZM169 139V138H168ZM196 139V138H195ZM81 140V139H80ZM85 140V139H84ZM95 140V139H94ZM118 140V139H117ZM117 140H116V143H117ZM122 140V139H121ZM127 140V139H126ZM140 140V139H139ZM159 140V139H158ZM164 140L166 141V139L164 138ZM185 140V139H184ZM186 140H188L187 138H186ZM203 140V141H202ZM210 140V139H209ZM241 141L240 142H238L239 144L241 143V142H243V140L244 139H240ZM255 140V139H254ZM254 140H252V141H254ZM263 140V139H262ZM1 141V140H0ZM13 141V142H12ZM34 141V142H33ZM107 141H108V139H107ZM113 142H114V140H112ZM119 141V140H118ZM149 141H150V139H149ZM189 141V140H188ZM188 141H186V142H184V143H186L187 144V142ZM206 141L207 140H205V143H206ZM237 141V140H236ZM256 141V140H255ZM254 141V144L251 146H249L248 148H246L247 146L244 144L245 142H246V140H245V142L243 143L246 147H244L243 146V144H240V146H239V144L238 143H236V144H238V146H239V148H241V149H246V151L245 150H242V152H241V154L243 153V151H244V155L245 154H247V156H250V153H249V148H250V150H252V149H254L253 151L254 152H257L256 154L255 153H251V159H254V157L255 156H258V160H257V157L254 159V161H256L257 163H255V166H257L256 168H257V170H258V163H261V165L263 164V161H264V142L263 141H257V142H255ZM8 142V141H7ZM9 142V143H10ZM111 142V141H110ZM113 142L111 143V145H113L114 146V144H113ZM1 143V142H0ZM19 143H17V144H19ZM32 143H30V144H32ZM86 143H87V141H86ZM89 143V142H88ZM99 143V142H98ZM109 143V142H108ZM116 143H115V145H116ZM181 143V142H180ZM190 143V142H189ZM197 145H198V143H197V141L195 142ZM194 143V144H195ZM204 143V142H203ZM2 144H4V143H2ZM7 144V143H6ZM40 143H35V144H32V146H29L28 148L30 149V148H32V151H28L27 153V156L29 155V152H32V154L35 156V159H36V157H37V161L34 159V157L32 158V159H34L35 161H36V163H34L35 161H31V162H29L28 161V165L29 166H31L32 167V165L35 167V165H36V167H38V166H40L39 167V169L40 168H42L41 166H43V164H44V169L46 168V170L44 171V169L42 170V171H44V172H46V171H48V169H49V172H50V168L52 167V168H54L53 167V165H57V169H60V170H62L63 168H65V166H67V165H70L71 163H69L68 161H69V158H65L66 160H65V164H67V165H65V164H63V161H64V159H62L63 161H61V159L60 158H58V159H60V160H58L59 162H55L54 160H50L49 158L50 157H47L49 160L46 162V161H44V159L46 160L47 158L46 157H44V155H46L45 153H42V154H44L43 155V157L42 158H40L41 159V161L43 160V162H41V165H40V162H38L39 160H38V156H41V154H39L40 152H38L39 150L40 151H43V150H41V145H39ZM90 144V143H89ZM103 144V143H102ZM104 144H105V142H104ZM119 144H120V141H119ZM208 144V143H207ZM207 144L205 145V146H207ZM248 144V143H247ZM106 145V144H105ZM111 145H107L110 149H112V148H114V147H112ZM165 145V144H164ZM190 145V144H189ZM188 145V146H189ZM19 146V145H18ZM17 146V147H18ZM39 146H40V148H39ZM91 146V145H90ZM102 146V145H101ZM167 146H168V144H167ZM182 146V144L180 145V147ZM187 146V147H188ZM195 146V145H194ZM238 146H237V148H238ZM3 147H4V145L3 146H1V144H0V151H1V149L3 150V151H1V152H3L4 153V149H3ZM16 147V146H15ZM23 147V146H22ZM22 147H19V148H22ZM86 147H88V145L86 146ZM86 147H85V149H86ZM93 147V146H92ZM106 147V146H105ZM112 147V148H111ZM116 147H117V145H116ZM120 147V146H119ZM163 147V146H162ZM165 147V146H164ZM185 147V146H184ZM186 147V148H187ZM209 147V146H208ZM243 147V148H242ZM18 148V151L16 150V153H18L19 152V150H21V149H19ZM26 149H28L27 148V146L25 147ZM24 147H23V149H24V152H25V149ZM97 148V147H96ZM100 148V147H99ZM104 148V147H103ZM102 148V149H103ZM191 148V145H190V147H189V149ZM207 148V147H206ZM7 149H8V147H7ZM22 149V150H23ZM28 149V150H29ZM63 149V148H62ZM108 149V148H107ZM109 149V150H110ZM118 149V148H117ZM151 149V148H150ZM167 149V148H166ZM183 149V148H182ZM188 149V148H187ZM202 149H204V147L202 148ZM248 149V150H247ZM10 150V149H9ZM9 150H7V151H9ZM31 150V149H30ZM94 150H95V148H94ZM100 150L101 149H99V151H97L96 150V153H97V155L95 154L94 155V151L92 152L93 154V156L92 155H90V159H89V161L87 162V164H88V166H87V168H88V170H90L89 172H90V174L89 175H92L93 177H94V179H97V183H95V181H93L95 184H94V187L92 186L91 187V185H93V183H92V181H90V179H88L89 177H91V176H89V175H86L85 176V174H84V178L85 179H87L86 181H84L85 183L84 184H82L81 182H83V180L82 179H84L82 176H79L80 178L82 177V179H79V180H81V184H80V186H78V187H76V186H74V187H76L77 189L78 188H80V190L79 191H77V189H74V192L72 191L71 192V189L69 190V188H67L68 189V191H70V192H68V194H65V195H67L68 197L70 196V194H72L73 193V195H72V197L70 198L69 197V199H68V197L66 198L65 197V200H70L71 199V207L70 208H68L69 206L67 205V207L66 208H68V210H65L64 208L63 209H61L60 207H61V201L60 202H58V200L56 201H53L54 199L53 198H55L58 194H59V196H60V193H59V191H56V189H54V191H56V192H58L57 193V195H56V192H55V195L53 196L52 194H54V192H52V194L50 195L49 194V190L51 189V190H53L52 189V187H51V185L53 184L52 183V180H50V179H48L47 178V173L46 174H44V175H46L45 176V178H47V179H45L44 180V178H43V182H40V180L42 181V177H44V176H42L41 175V173H39L40 175H36V172L33 170V169H31V170H28V168H27V166L28 165H26L27 163H25L26 161H24V163L23 164H25V167H26V169L28 170V172L26 171V170H23L22 171V168L24 167V165L22 164H19V161H22V160H25L26 158H28V159H30V155L28 156V157H24V159H20V158H23V157H20V158H18V159H20V160H18V159H15V158H17V156H15V154L16 153H14V155L12 154V155H9L8 153V155L9 156H11L10 158L11 159H7V155L5 156L6 157V159H7V163L5 164V166H3L4 168H2L1 170H0V175L1 174H5L6 176H11V180H12V175H18L17 173H19V174H21L20 172H22V173H24L25 174V172H27L26 174L27 175H24V176H29L28 177V179L30 178V181L32 182V180H34V181H36L37 182V180H38V182L40 183L39 185H38V183H36V185L34 184L35 182L33 181L32 182V184H34L33 185V187H34V193H35V190H36V194L37 193H39V197H37L39 200H44V201H49V202H52L53 204H52V208H54V210H56L58 213H60V215H68V213H70L69 215H70V219L71 220H73V224H76V222H78L79 223V228H80V230L81 229H83L84 228V230H85V228H86V225H87V228H89V226H93V223H95L96 224V220H99L100 221V217H102L103 215H105V214H107V217H109L110 216V218H107V217H102V218H106L105 220L106 221H108V225H110V224H112V223H110L109 224V222L111 221V222H113V220L114 219H116L117 218V216H118V218L119 219H121V220H126V222H127V219H128V221L130 222H127V224L129 223V225H127L126 226V222L123 224L122 222H121V224H120V220L118 221L119 222V224L117 223V220H114V224H115V221H116V224H115V229H114V234L117 236V238L114 240V241H111V242H106V240L108 241V239H99V240H96L95 242H92V243H90V241H87L86 240V238H83L82 239V237H81V239L82 240H80L79 241V243H78V238H77V234L80 236V234H79V231H78V227H76V229H77V231L76 230H74L75 229V226L76 225H73L74 226V228L72 227V225H71V223H70V226H69V228L71 227L72 228V231H73V234H74V232H75V235H73L72 234V232H71V228L69 229V230H67V231H69L68 233H67V231L65 230V232L63 231V230H61L60 229V227H59V229H57V231H59L60 230V233H61V231L62 232H64L65 234H63V237H64V235H66L67 234V236H68V238L67 237H65V238H62L61 240L63 241V240H67L68 239V242H67V244L65 243V242H62L61 243V245L62 244H64L65 246H67L66 247V249L65 248H63V247H65V246H63V247H60V249L61 248H63V249H65V250H63L64 252H65V254H64V252H62L61 250H59V248H57L59 251H61V252H55V250L56 251H58L57 249H56V247L59 245L58 243L59 242H61L60 240H58V238H56V237H58L56 234H57V232L55 231V230H53V231H55L56 232V234L54 233L53 234V236L52 237H50V240H47L48 238H49V236L50 235H52V234H50V233H52V230H49V231H51L50 233L48 232V230L47 231H45V230H43V228H41L44 232H46V233H49V234H47L46 236H48V238H44V236H45V234L46 233H44V235L42 236V232L43 231H41V232H39V233H37V235L38 234H40V236H39V239H41V240H39V239H37V241L38 242H40V243H38V242H36V244H35V246H34V244H31V242L34 240L33 239V236L30 238L29 237V239L28 238H24L26 241H24V242H29V240L31 239L32 241H30V245L29 244H25L24 245V243H20V244H22L23 245V247L19 244V242H22L23 241V238H21L22 239V241H20V239L17 237V233H16V237H17V239H19V240H17L18 241V243H17V241L16 240H12L15 236H13L12 234L14 233V231L12 230V224H10L12 227H10L11 228V230L13 231V233L11 234L13 237H11L10 238V240H11V242L8 240L9 239V237L7 238L6 237V240L4 239L5 237H1V239H0V255H2V253L3 252H5L4 253V256H2V257H4V258H6L7 257V259H4V260H2L1 259V261H2V264H5L4 263V261L6 262V264H38V263H35V262H39L40 261V259L41 258H44V257H42L43 256V254H44V249H43V247L45 248H48L47 246H49L50 248L51 247H53L54 248V251L51 249V251H53V252H55V254L56 253H58V255H59V253H60V256H62V254H64L63 255V259H64V262H61V260L59 261L60 262V264H129L130 262V264H144V263H147V264H153V263H155V260H156V258H157V256H162V254H160L159 252H156V253H154V251H160V250H163L164 252L167 250L168 251V254H167V252H165L167 255H164L163 257L164 258H167V259H164L163 257V264H176L175 263V260H177V261H179V259H183L184 261H182V259L180 260L181 261V263L182 264H189V262L190 261H192V260H198V262L199 263H202V264H243L241 261H240V259H239V256H237L236 254V256H233V258H231L232 257V254H229V256L228 257H226L225 255H222V254H219L218 252H220L221 253V251L219 250V248L217 249V250H213V249H211V248H209L210 247V245H208V248H206L207 247V245L205 246L204 245V248H203V246L199 243V242H202L203 240L202 239H200V238H202L201 236L199 237V240H201V241H198V239H197V243L196 242H194V238L196 237H198L199 235L198 234H200L201 232L200 231H198V226H197V228H196V224H198V223H200L201 225L200 226H203V225H206V223L207 224H209L208 226L209 227H213L214 229H216L217 228V230L218 231H216V234H215V230L213 231L214 232V238L216 239V236H219L220 235V237L219 238H221V232L222 233H224V236L222 237V242H223V240H225L227 243H225V241L222 243L221 242V240L219 239V238H217V239H219L220 240V243L223 245L224 243H225V246L229 243V245H228V247H227V249L229 248H232V247H234V248H236L237 249V247L239 248V249H241L240 250V252L241 251H243L244 252V254H243V252H241V254L243 255V257H246V256H248L247 258H249L250 257V255H249V253H250V250L249 249H253L255 252H254V254H258L257 255V257H254L253 258V256L251 257V259L253 258V259H255V260H259V259H261V258H264V229L262 230L261 229V231H258V229H257V227H259V228H261V226H259V225H257V223H255L254 222V226H253V224L251 225H249V226H252V227H249V226H245L244 224V226L245 227H247V230H248V227H249V230H250V228H252L251 229V231H252V233L250 232L249 234H252V237H249L247 240H250V241H247V240H245V241H243V242H240L241 240H243L244 239V236H245V232L242 230V227L240 226V224L238 223V220H239V218L240 217H242L243 218V221H244V223H246V224H248L249 223V219H251V220H253V219H256L257 218V216L259 215V213H261V211L262 210H264V207L262 208L261 206H260V203H261V205H263L262 203H264V201L263 202H261L262 201V199H261V201L259 202L258 201V204H257V202H256V204H254L255 203V201L252 203L251 202V198L250 197H252L253 198V196H257L256 195V193L258 194V196L260 195V194H262L263 192H264V190H263V188H261V187H263V185H264V169H261V167H259V170L261 169V171H259V173L258 172H254V169L256 170V168H255V166H254V164H253V168L254 169H252L253 170V172H252V170L251 171H249V170H245L247 173H245L244 174V171L242 172V171H240V170H238L237 169V166H235L236 164H232L233 166H229V169H227L226 171H230L232 168H235V170L233 169L232 171H230V172H224L225 170H223V173H226V174H230V175H228L227 177V180L225 181L226 183L224 184H222V182H220L219 183V185H221L222 184V186L219 188V187H214V188H212V190L213 191H211V190H208V195H206L207 196V198H205L203 195H202V197H204V198H202V197H200L201 195H199V193H201V192H203V191H201L200 190V192L198 193L197 192V190H196V193H198L197 195H195V194H193V195H191L192 196V199L190 198V201H189V203L185 200V198L184 197H186V196H182L181 195V191L182 190H180V187L181 186H183V188H184V182H186V180L184 181V177H185V175H184V177H182L181 178V175H183V174H185L184 172H183V174H179L178 173V171L180 170V162L181 161H179L180 160V158H179V160H176V162H177V164H178V162H179V166L176 164V163H173L172 161L173 160H171V162H169L170 161V159L168 158V149H167V154H165L164 152H163V150H158V147L156 148H153V152H151V151H149V152H151V153H149L150 155H152V158L153 159H149V158H151V156L149 157V158H147L146 156V158L148 159V161L146 160V161H143V162H141V164H140V169L141 170H143V171H145L146 173L148 172V174H151V173H153L154 175H155V173L157 174V179L158 180H156L155 182H153L154 181V178H152V182L151 181H149V179L147 178L148 177V174L146 175L147 177V179H148V181L147 180H145L142 184V193H138V194H141V195H135V194H137V192L135 193L134 191H132L131 190V193L130 194H132L133 192V194H134V196H137L138 197V199H135V197L133 196V199L131 200V198H130V200L131 201H134L133 202V204L132 203H130L128 200H126V202L128 201L129 203H130V205L132 204V206L131 207H129V206H126L125 207V205H124V203H125V201H123V200H120V198L121 197H119V195H122V194H119V195H116V194H118V193H116V194H114L113 192H114V189H118V188H114L115 186H116V184H115V182L114 181H116V179H115V177L113 176L112 177V175L113 174H115V173H112L113 171H115L114 169L116 168L117 169V167H115V162H113L114 163V165L111 163L110 164V160H111V162L112 161H114V160H112V158H110L109 156H111L110 155V151H108V153H109V156H108V153H106L107 152V150H105V148L103 149V151L101 150V152H100ZM121 150V149H120ZM132 150V149H131ZM165 150V149H164ZM207 150V149H206ZM81 151V150H80ZM89 151V150H88ZM115 151H117L116 149L114 150V152ZM128 151V150H127ZM162 151V152H161ZM170 151V150H169ZM190 151V150H189ZM193 151V150H192ZM100 152V153H99ZM119 152V151H118ZM124 152V151H123ZM122 152V153H123ZM130 152V151H129ZM132 152V151H131ZM141 152V151H140ZM142 152H144V151H142ZM195 152V151H194ZM251 152V151H250ZM21 153L23 154V152L22 151H20V153H18V156H21ZM72 153V152H71ZM113 153V152H112ZM120 153H121V151H120ZM137 153V152H136ZM165 155H164V154ZM174 153H176V152H174ZM179 153V152H178ZM193 153V152H192ZM198 153V156H199V154H200V152H197L196 151V154ZM248 153H249V155H248ZM260 153V156L258 155ZM11 154V153H10ZM20 154V155H19ZM51 154V153H50ZM75 154V153H74ZM73 154V155H74ZM91 154V153H90ZM123 154H125V153H123ZM128 154V153H127ZM135 154V153H134ZM133 154V155H134ZM0 155H3V154H0ZM24 155H26V152L24 153ZM32 155V156H33ZM70 155V154H69ZM77 155V154H76ZM79 155V154H78ZM84 155V154H83ZM82 155V156H83ZM86 155V154H85ZM84 155V156H85ZM88 155H89V153H88ZM114 155V154H113ZM112 155V156H113ZM147 155V154H146ZM171 155H172V153H171ZM192 155V154H191ZM239 155H240V153H239ZM15 158H14V157ZM48 156V155H47ZM50 156H52V155H50ZM60 156V155H59ZM72 156V155H71ZM96 156V157H95ZM111 156V157H112ZM137 156V155H136ZM141 156H143V155H141ZM167 156V157H166ZM193 156V155H192ZM195 156H197V155H195ZM242 156V155H241ZM246 156V155H245ZM244 156V157H245ZM252 156H254V157H252ZM2 157V156H1ZM12 157L15 159V160H18V164L16 165L14 162H16L14 159L12 160ZM60 157H62V156H60ZM92 157H94L93 159H96V160H94V161H90L91 159H92ZM128 157V156H127ZM133 157V156H132ZM135 157V156H134ZM194 157V156H193ZM260 157H262V159H263V161L262 160H260L261 158ZM64 158V157H63ZM117 158V157H116ZM119 158H121V157H119ZM131 158V157H130ZM143 158V157H142ZM141 158V159H142ZM175 159H176V157H174ZM178 158V157H177ZM197 158V157H196ZM76 159V158H75ZM84 159V157L82 158V160ZM86 159L88 160V156L86 157ZM125 159V158H124ZM127 159V158H126ZM132 159V158H131ZM172 159V158H171ZM250 158L249 159H247L245 162L247 163V162H249L250 160H251ZM31 160V159H30ZM68 160V161H67ZM70 160H71V157H70ZM80 160V159H79ZM86 160V161H87ZM123 160V159H122ZM134 160L135 159H133V161L132 162H130V163H134ZM140 160V158L138 159V162H140L139 161ZM197 160H198V158H197ZM196 160V161H197ZM238 160H240V158H236V162H238ZM249 160V161H248ZM6 161V160H5ZM10 161V162H9ZM14 161V162H13ZM51 161H54L55 163H57V164H53ZM67 161V162H66ZM71 161H73V160H71ZM77 161V160H76ZM151 161V162H150ZM203 161V160H202ZM212 161V160H211ZM241 161V160H240ZM260 161H262V162H260ZM11 162H13L15 165H13V163L11 164ZM32 162H33V164H32ZM46 162V163H45ZM50 162V163H49ZM75 162V161H74ZM74 162H73V165H74ZM206 162V161H205ZM213 162H214V160H213ZM213 162H211V163H213ZM235 162V163H236ZM244 162V161H243ZM244 162V163H245ZM30 163L32 164V165H30ZM69 163V164H68ZM77 163V162H76ZM85 163V162H84ZM126 163V162H125ZM175 164V165H171V164ZM183 163V162H182ZM198 163L200 164V162L198 161ZM202 163H204V162H201V164ZM245 163V164H246ZM1 164V163H0ZM53 164V165H52ZM87 164H85V165H87ZM184 164V163H183ZM197 165V167H198V172H199V175L201 174H203V176H198V177H204V176H207V175H209L210 176V171L208 170V172H207V170H206V167H208V166H205V165ZM238 164V163H237ZM52 165V166H51ZM63 165H65V166H63ZM72 165V164H71ZM70 165V167H72ZM130 165V164H129ZM137 165V164H136ZM135 165V166H136ZM1 166V165H0ZM63 166V167H62ZM77 165H75V167H76ZM127 166H128V161H127ZM138 166V165H137ZM153 166V167H152ZM240 166V165H239ZM249 166V165H248ZM251 166V165H250ZM263 166H264V164H263ZM24 167V168H25ZM30 167V168H31ZM74 167V168H75ZM115 167V168H114ZM134 167V166H133ZM179 167V168H178ZM182 167V166H181ZM194 167H195V165H194ZM193 167V168H194ZM245 167H247V166H245ZM1 168V167H0ZM29 168V169H30ZM51 168V169H52ZM136 168V167H135ZM196 168V167H195ZM231 168V169H230ZM249 168V167H248ZM55 169V168H54ZM69 170H70V168H68ZM76 169V168H75ZM79 169H80V166H79ZM179 169V170H178ZM185 169V168H184ZM197 169V168H196ZM237 169V170H236ZM37 170V169H36ZM59 170V172H58V174L60 175V177H59V179H60V181H63L64 179L63 178H65V177H62L61 178V176L63 175H65L64 174V172H66V171H64L63 172V174H61L62 172ZM87 170V169H86ZM119 170V169H118ZM129 170V169H128ZM131 170V169H130ZM136 172H138V167L136 168ZM186 170V169H185ZM25 171V172H24ZM35 172V174L34 173H32V172ZM39 171V170H38ZM74 171V170H73ZM72 171V172H73ZM75 171H77V170H75ZM74 171V172H75ZM79 171V170H78ZM77 171V172H78ZM110 171H112V172H110ZM153 171V172H152ZM181 171H182V169H181ZM181 171H179V172H181ZM194 171H195V169H194ZM194 171H191V173L192 172H194ZM249 171V172H248ZM41 172V171H40ZM61 172V173H60ZM70 172V171H69ZM87 172V171H86ZM116 172H117V170H116ZM122 172V171H121ZM128 172V171H127ZM126 172V173H127ZM135 172V171H134ZM134 173L133 174V176L135 175V174H137V173ZM140 172V171H139ZM138 172V173H139ZM144 172V174H146ZM151 172V173H150ZM212 172V171H211ZM79 173V172H78ZM78 173H77V175H78ZM111 173V174H110ZM120 173V172H119ZM129 173V172H128ZM133 173V172H132ZM132 173H131V175H132ZM188 173V172H187ZM53 174V173H52ZM55 174V173H54ZM68 174V173H67ZM70 174H71V172H70ZM69 174V175H70ZM73 174V173H72ZM81 174V173H80ZM108 174H110V176H108ZM143 174V173H142ZM195 174V173H194ZM205 174V175H204ZM3 175H1V176H3ZM4 175V177H6ZM58 175V176H59ZM77 175L76 176H74V177H77ZM82 175V174H81ZM121 175V174H120ZM139 175V174H138ZM198 175V174H197ZM211 175H213V173H211ZM23 176V177H24ZM56 176V175H55ZM117 176V175H116ZM125 176H127L126 174H125ZM143 176V175H142ZM141 176V177H142ZM180 176V177H179ZM187 176V175H186ZM190 176V175H189ZM25 177V178H26ZM79 177H77V180H76V178H74L75 180H73V181H78V178ZM93 177H92V180H93ZM118 177V176H117ZM116 177V178H117ZM132 177V176H131ZM140 177V176H139ZM140 177V178H141ZM145 177V176H144ZM198 177H196V178H198ZM208 177V176H207ZM8 178H10V177H8ZM55 178V177H54ZM115 179L114 181H113V179ZM124 178V177H123ZM150 179H151V177H149ZM155 178V179H156ZM190 178V177H189ZM32 179V180H31ZM57 179V178H56ZM55 179V180H56ZM59 179H57V180H59ZM68 178H66V180H67ZM71 179H73V177H71ZM71 179H70V181H71ZM120 179V178H119ZM131 179V178H130ZM142 179V178H141ZM144 179V178H143ZM181 179H183V181L181 180ZM186 179H187V177H186ZM192 179V178H191ZM190 179V180H191ZM193 179H194V177H193ZM5 180V179H4ZM8 180V179H7ZM22 180V179H21ZM20 180V181H21ZM26 180V179H25ZM47 180H49V181H47ZM56 180V181H57ZM66 180H64L65 182V186H67L68 187V185H70V184H72V181L70 182V181H66ZM89 180V181H88ZM98 180H99V182H98ZM111 180H112V182L115 184V186L113 187L112 185H111ZM127 180H129V179H127ZM134 180V179H133ZM138 180H139V178H138ZM203 179H200V181H202ZM12 181H14V180H12ZM18 181V180H17ZM23 181V180H22ZM54 181V180H53ZM141 181V180H140ZM143 181V180H142ZM147 181V182H146ZM183 182V184H182V182ZM194 181V180H193ZM195 181H196V179H195ZM3 182V181H2ZM9 183H10V181H8ZM29 182V181H28ZM46 182H47V184H46ZM51 182V185H50V189H49V186H48V188H47V186H45V185H48V183H50ZM55 182V181H54ZM58 182V181H57ZM121 182V181H120ZM119 182V183H120ZM130 182V181H129ZM131 182H132V180H131ZM137 182H139V181H137ZM203 182V181H202ZM260 182H262L261 183V185L262 186H259V184H260ZM12 184H13V182H11ZM15 183V182H14ZM23 183V182H22ZM68 183V184H67ZM74 183V182H73ZM92 183V184H91ZM126 183V182H125ZM127 183H128V181H127ZM188 183V182H187ZM58 184V183H57ZM67 184V185H66ZM74 184H76V185H79V182H78V184L77 183H74ZM74 184H72V185H74ZM193 184V183H192ZM2 185V184H1ZM9 185V184H8ZM16 186H17V184H15ZM14 185V186H15ZM19 185H21V184H19ZM126 185V184H125ZM128 185V184H127ZM126 185V186H127ZM130 185V184H129ZM128 185V186H129ZM138 185V184H137ZM186 185V184H185ZM217 185H218V183H217ZM218 185V186H219ZM15 186V187H16ZM30 186V185H29ZM28 186V187H29ZM36 186V187H35ZM38 186V187H37ZM56 186V185H55ZM61 187L63 186V185H60ZM112 186V187H111ZM118 186V185H117ZM133 186H134V184H133ZM140 186V185H139ZM189 186H190V184H189ZM188 186V187H189ZM3 187V186H2ZM7 187V186H6ZM54 187V186H53ZM70 187V186H69ZM73 187V188H74ZM90 187V190L93 192V194H90V193H92L90 190V193L88 192V188ZM119 187H120V185H119ZM123 187V186H122ZM130 187H131V185H130ZM263 190V191H261L260 190V188ZM8 188V187H7ZM24 188H27V186L26 187H24ZM23 188V189H24ZM59 188V187H58ZM62 188H66V187H62ZM61 188V190H64V189H62ZM71 188H72V186H71ZM93 188V189H92ZM114 188V189H113ZM192 188V187H191ZM4 189V188H3ZM2 189V193H3V191L4 192H6L5 190H3ZM12 189V188H11ZM15 189H17V188H15ZM14 188H13V190H15ZM29 189H30V187H29ZM49 189V190H48ZM67 189H66V191H67ZM109 189V190H108ZM110 189L113 191H111L113 194H112V196H110V192H108V191H110ZM131 189H133V188H131ZM135 189H136V187H135ZM141 188H139V190H140ZM211 189V188H210ZM255 189H257L259 192H255L256 190ZM57 190H60V189H57ZM95 191V193H96V191H97V194H99L101 191H105V190H108L106 193H108L107 195L108 196H110L109 198L112 200L111 202H110V199L108 198V196H107V200L109 199V202H110V204H107V203H105V205L107 204L108 206H104V202L105 201H107L106 199H105V201H104V195H106V194H103V195H101V193L99 194L101 197H103V201H101V199L102 198H100V197H97V196H95V194H94V191ZM15 191H17V190H15ZM15 191H14V196L12 195V196H10L11 195V193H13V191L11 192V190H10V192H8V193H10L9 195H8V193H3V195L2 196H0V215H2V214H5V213H10L11 211H13V208L16 206V207H21V205H19V202L21 201V199H23L24 197L23 196H26L25 198H27V197H29V193H31V191H29V193H28V191H27V195H26V191H21V193L19 192V193H15ZM77 191V192H76ZM98 191H100V192H98ZM116 191V190H115ZM137 191H138V188H137ZM199 191V190H198ZM211 193H210V192ZM252 191H254L253 192V194H252ZM120 192V191H119ZM126 192V191H125ZM125 192H123V193H125ZM190 192V191H189ZM207 192V191H206ZM260 192H262V193H260ZM23 193V194H22ZM33 192H32V194H34ZM51 193V192H50ZM62 193H63V191H62ZM64 193H65V191H64ZM63 193V194H64ZM67 193V192H66ZM121 193V192H120ZM127 193V192H126ZM203 193H205V192H203ZM8 196H7V195ZM36 194L34 195L35 197L34 198H32L31 200H33L35 203H37L36 201H35V198H36ZM96 194V195H97ZM132 194V195H133ZM202 194V193H201ZM211 194H212V196H211ZM5 195L8 197V199H7V197L5 198ZM64 195V196H65ZM92 195H94V197L92 196ZM98 195V196H99ZM189 195H190V193H189ZM209 195H210V198L212 197L213 199H214V203H216V204H214V205H219L220 206V208L222 207L223 208V211H225V215H223V217L221 218V214H219L220 212H222V211H218V210H220L219 209V207L217 208L218 210H215V208L217 207V206H215L214 207V209H212V206H214L213 204H212V202H211V200H209ZM262 195H264V194H262ZM118 196V197H117ZM131 196V195H130ZM141 196V197H140ZM188 196V195H187ZM190 196V197H191ZM199 196V197H198ZM261 196V195H260ZM9 197H10V200H9ZM11 197H12V199H11ZM23 197V198H22ZM63 196L61 195V199H64V197L62 198ZM106 197V196H105ZM127 197V196H126ZM132 197V196H131ZM136 197V198H137ZM264 197V196H263ZM47 198L49 199L50 198V200H47ZM59 200H60V198L59 197H57ZM99 198H100V201H99ZM119 198V199H118ZM124 198V194H123V197L121 198V199H123ZM211 198V199H212ZM46 199V200H45ZM56 199V198H55ZM126 199V198H125ZM124 199V200H125ZM212 199V200H213ZM251 199V200H250ZM255 199V198H254ZM27 200V199H26ZM96 200H98V201H96ZM153 200H154V202H153ZM23 201V200H22ZM21 201V202H22ZM96 201V203H99V204H101V206L100 205H98V204H94V205H96L94 208L92 207L93 206V203ZM122 201H123V204H122ZM253 201V200H252ZM27 202V201H26ZM30 202V201H29ZM33 202V203H34ZM40 202V201H39ZM38 202V203H39ZM43 202V201H42ZM63 202H64V200H63ZM67 202V201H66ZM103 202V203H102ZM128 202H127V204H128ZM32 203V204H33ZM57 203H59V204H57ZM61 203V204H60ZM70 204V203H69ZM102 204H103V206H102ZM196 205V207H195V209H193V205ZM19 205V206H18ZM47 205V204H46ZM50 205V204H49ZM49 205H48V207H49ZM58 205H60V207L58 206ZM63 205V204H62ZM98 205V206H97ZM122 205V206H121ZM201 205H202V208H203V205H205L204 207H206L205 208V210L202 212V211H200L201 209H200V207H201ZM38 206V205H37ZM40 206V205H39ZM41 206H43V203L41 204ZM166 206V207H165ZM258 206L259 207H261L262 208V210H258ZM28 207H30V206H28ZM44 207V206H43ZM116 207H119V209L117 208V209H115ZM127 207H129V209L131 208V210L128 212V208ZM151 207H152V209H153V207H154V209L153 210H155L154 212H156V213H153L150 209H151ZM156 207V208H155ZM157 207H160L159 209L157 208ZM234 207V209L233 210H235L234 211V213H235V217H236V214L238 213V215H237V217L232 221V222H229V219H230V216L228 217L229 219H228V222L229 223H225L226 221V218L224 217V216H226V211L227 212H229L228 210H226L225 208H230L231 210H232V208ZM40 208V207H39ZM46 208V207H45ZM126 208H127V211H126ZM12 209V210H11ZM36 209V208H35ZM34 209V210H35ZM156 209H158V210H156ZM20 211H21V208L19 209ZM52 210V209H51ZM117 212V214H114L115 212ZM118 210V211H117ZM18 211V209L16 210V212ZM20 211L18 212V213H20ZM23 211V210H22ZM21 211V212H22ZM38 211V210H37ZM45 211V210H44ZM149 211H151L150 213H149ZM260 211V212H259ZM14 212H15V210H14ZM32 212V211H31ZM47 212L49 213V211L47 210ZM65 212V213H64ZM240 212H243V216L241 215V216H239V213ZM253 212H255V215H253ZM257 212H259L258 213V215H257ZM262 212H264V211H262ZM12 213V212H11ZM45 213H46V211H45ZM58 213H56L58 216H59V214ZM64 213V214H63ZM151 213H153V215H151ZM109 214V215H108ZM150 214V215H149ZM190 216H189V215ZM46 215V214H45ZM48 215V214H47ZM55 215V214H54ZM64 215V216H65ZM68 215V216H69ZM220 215V216H219ZM262 215L264 216V214L262 213ZM11 216V215H10ZM14 216V215H13ZM13 216L12 217H7L6 219H8V220H11V218L12 219H14L13 218ZM16 216V215H15ZM34 216H36V215H34ZM42 216V215H41ZM64 216H62V217H59L60 219L59 220H61V218L63 219V217ZM150 216H153V217H150ZM46 217V216H45ZM1 218V217H0ZM16 218V217H15ZM18 218V217H17ZM36 218H38V217H36ZM65 218V217H64ZM223 218H224V221L225 222H223ZM258 218H259V216H258ZM257 218V219H258ZM6 219H0V233L2 234L3 232L2 231H5V230H7V228L9 227V226H6L5 225V223H6ZM20 219V218H19ZM25 219V218H24ZM67 219V218H66ZM65 219V220H66ZM78 219V220H77ZM108 219V220H107ZM263 219V218H262ZM17 220V219H16ZM23 220V219H22ZM39 220V219H38ZM44 220V219H43ZM46 220V219H45ZM52 220H54V219H52ZM69 220V219H68ZM68 220H66V222H68ZM103 220V219H102ZM222 220V221H221ZM264 220V219H263ZM13 221V220H12ZM21 222L20 220H17V222ZM37 221V220H36ZM42 221V220H41ZM58 221V220H57ZM57 221H56V223H57ZM63 221V220H62ZM70 221V220H69ZM94 221V222H93ZM105 221V222H106ZM231 221V220H230ZM16 222V221H15ZM33 222V221H32ZM35 222V221H34ZM53 222V221H52ZM61 222V221H60ZM98 222V221H97ZM197 222V223H196ZM242 222V221H241ZM22 223H23V221H22ZM28 223V222H27ZM42 222H40V224H41ZM59 223V222H58ZM65 223V222H64ZM99 223V222H98ZM100 223H101V221H100ZM164 223V226L162 225ZM258 223H259V221H258ZM7 224V223H6ZM14 224V223H13ZM18 224H21V223H18ZM25 224V223H24ZM23 224V225H24ZM55 224V223H54ZM53 224V225H54ZM65 224H67V225H64L65 226V228L69 225V222L68 223H65ZM89 224H92V225H89ZM94 224V228H95V226L97 225V228H99L98 227V225H100V224H96L95 225ZM203 224V225H202ZM8 225V224H7ZM26 225V224H25ZM47 225H48V222H47ZM49 225H50V223H49ZM62 225V224H61ZM104 226H106V224H103ZM155 225H157L156 227H155ZM159 225H162L160 228H159ZM188 225H189V227H190V229H188L187 227H188ZM20 226V225H19ZM28 226V225H27ZM30 226V225H29ZM37 226V225H36ZM35 226V227H36ZM85 226V227H84ZM255 226H256V228H255ZM25 227V226H24ZM23 226H21V228L20 229H18L19 230V232H20V230H22L23 228H24ZM51 227V226H50ZM61 227H63V226H61ZM64 228V229H65ZM68 228V227H67ZM66 228V229H67ZM92 227H90V229H91ZM104 228V227H103ZM150 228V229H149ZM157 228H159V229H157ZM187 228V230H185ZM205 228V227H204ZM203 228V229H204ZM9 229V228H8ZM31 229V228H30ZM38 229V228H37ZM40 229V230H41ZM99 229H101V230H103L102 229V227L101 228H99ZM94 230L95 231V233H97V232H99V231H101V230ZM105 229V228H104ZM206 229V228H205ZM208 229V228H207ZM15 230V229H14ZM92 230V229H91ZM190 230V231H189ZM200 230V229H199ZM260 230V229H259ZM9 231H10V229H9ZM17 231V230H16ZM82 231V230H81ZM97 231V232H96ZM157 231H159V233L157 232ZM188 231V232H187ZM209 232H210V228H209V230H208ZM207 231V233H209ZM11 232V231H10ZM38 232V231H37ZM154 232H156V235L153 237L152 235H154ZM184 232H185V237H183L182 235H184ZM6 233V232H5ZM59 233V232H58ZM70 233H71V235H70ZM153 233V234H152ZM158 233V234H157ZM188 235H187V234ZM197 233V235L198 236H196L195 234ZM8 234V233H7ZM21 235V232L20 233H18V236H20ZM24 234H25V232H24ZM26 234H28V233H26ZM30 234V233H29ZM35 234V236L36 237H38L37 235H36V233H34ZM113 234V236L112 237H114L115 235ZM152 234V235H151ZM213 234V233H212ZM219 234V235H218ZM33 235V234H32ZM59 235V234H58ZM70 235V236H69ZM73 235V236H72ZM184 238H182L181 236ZM187 235V236H186ZM194 235H195V237H194ZM201 235V234H200ZM202 235H203V233H202ZM26 236V235H25ZM34 236V237H35ZM56 236V237H55ZM60 236H62V234H60ZM59 236V237H60ZM75 236H76V238L77 239H75ZM110 236V235H109ZM108 236V238H110ZM115 236V237H116ZM180 236V237H179ZM204 236V235H203ZM28 237V236H27ZM36 237H35V239H36ZM53 237H55V239L53 238ZM70 237H73V239L74 240H71L72 238H70ZM111 237V238H112ZM187 237V238H186ZM194 237V238H193ZM204 237H206V236H204ZM203 237V238H204ZM61 238V237H60ZM59 238V239H60ZM179 238L183 241L182 242V244L185 246H183L182 244H181V240H179ZM245 238H247V237H245ZM4 239V240H3ZM15 239V238H14ZM56 239H57V243H55V241H56ZM84 239L87 241V243H84ZM176 239H178V240H176ZM206 239V238H205ZM216 239V240H217ZM241 239V240H240ZM69 240H71V241H69ZM112 240V239H111ZM237 240H240V241H237ZM8 241H9V243L10 244H14V242H16L15 244H14V246H17L16 248H15V250H16V253L17 252H19V253H17L18 254V256L15 258V259H12V260H10L12 257H10V259H9V256L8 255H10V252L12 251V250H10L9 252H7L6 253V251H8V248H6L8 245H6L7 243H8ZM196 241V240H195ZM205 241H207V239L205 240ZM218 241V240H217ZM233 241V242H232ZM234 241H237V242H234ZM89 242V243H88ZM204 242V241H203ZM213 242V241H212ZM216 242V241H215ZM246 242H252L251 244H250V247L251 248H249V245L247 244L246 245ZM32 243H34V242H32ZM56 244L55 245V247H54V244ZM72 244V248H68V246L70 245L71 246V244ZM108 243V244H107ZM193 243H195V244H193ZM211 243V242H210ZM218 243V242H217ZM39 244V245H38ZM58 244V245H57ZM204 244H206V243H204ZM216 244V243H215ZM214 244V245H215ZM238 244V246H236ZM6 245V246H5ZM33 245V246H32ZM37 245H38V247H37ZM51 245H53V246H51ZM79 245H81V246H79ZM83 245V246H82ZM183 246L185 249L186 248H189V249H187V250H190V248H194V249H192L193 251L197 248V245H199L198 247H199V250H200V248H201V246H202V248L201 249H205L204 251H199V254H197L198 253V248L195 250V252H192V250H190L191 252H190V258L188 259V257L186 256L185 258H186V260H185V258H183L184 257V254L182 255V251H184V250H182V247H181V249H180V246ZM14 246H10V249H11V247L13 248ZM19 246L21 247L20 249H21V252L20 251H18L17 250V248L19 249ZM39 246H42L41 248L43 249V251L41 252V248L39 247ZM60 246V245H59ZM69 246V247H70ZM79 246V247H78ZM216 246V245H215ZM230 246V247H229ZM50 248H49V251H50ZM226 248V247H225ZM19 249V250H20ZM38 249H40V254H42V256H41V258H39V257H37L38 259L35 261V260H33V259H36L35 257H36V255H39L40 256V254H37L39 251H37ZM179 249H180V251H179ZM3 250V252L1 253V251ZM47 250V249H46ZM219 250V251H218ZM226 250V249H225ZM253 250H251V251H253ZM171 251V253H172V251H177V254L175 253V257H174V255L172 256V258H171V256H170V258L168 259V257H166V256H168ZM196 251H197V253H196ZM218 251V252H217ZM229 251H231V252H233L232 251V249L231 250H229ZM13 252H15L14 251V249H13ZM11 253V254H15V253ZM152 252V253H151ZM230 252V253H231ZM9 253V254H8ZM45 253H47V252H45ZM49 253H51V252H49ZM49 253H48V256H49ZM160 254V255H155V254ZM184 253V252H183ZM193 253V254H192ZM200 253H202V254H200ZM203 253H205L204 255L205 256H201V255H203ZM222 253H225V252H222ZM229 253V252H228ZM252 253V252H251ZM261 253V254H260ZM6 254V255H5ZM8 254V255H7ZM52 254L53 253H51V256H52ZM54 254V255H55ZM195 254H197L198 256V258H199V255H200V257H201V262H200V259H196V255ZM233 254H234V252H233ZM27 255H29V256H27ZM45 255V254H44ZM54 255L51 257V259L53 258V259H56L55 257H54ZM57 254H56V257L58 256ZM245 255V256H244ZM6 256V257H5ZM11 256H13V255H11ZM183 256V257H182ZM1 257V256H0ZM29 257V258H28ZM93 257H95V259H93ZM61 258V259H62ZM48 259V258H47ZM50 259V258H49ZM188 259V260H187ZM252 259V260H253ZM43 260V259H42ZM45 261H46V259H45ZM47 261H49V260H47ZM52 261V260H51ZM55 261V262H54ZM57 261V262H56ZM130 261V262H129ZM179 261V262H180ZM262 261H264V260H262ZM50 262V261H49ZM129 262V263H128ZM249 262V261H248ZM256 262V261H255ZM1 263V262H0ZM42 262H39V264H41ZM44 263V262H43ZM161 263V262H160ZM159 263V264H160ZM246 263V262H245ZM258 263V262H257ZM261 263V262H260ZM263 264H264V262H262ZM44 264H46V263H44ZM51 264H59L58 263V260H53L52 261V263ZM248 264H253L252 263V261L250 262V263H248Z\"/></svg>",
	"mask_w": 264,
	"mask_h": 264
},
{
	"label": "snow or ice",
	"instance_id": "3",
	"mask_svg": "<svg viewBox=\"0 0 264 264\" xmlns=\"http://www.w3.org/2000/svg\"><path fill=\"white\" fill-rule=\"evenodd\" d=\"M168 134L169 135H176V130L174 128L169 129V133ZM193 155L195 156L197 154L195 152H193ZM195 207H196V205L194 204L193 205V209H195ZM253 215H255V212H253ZM93 259H95V257H93ZM189 264H198V261L192 260V261L189 262Z\"/></svg>",
	"mask_w": 264,
	"mask_h": 264
}]
</instances>
